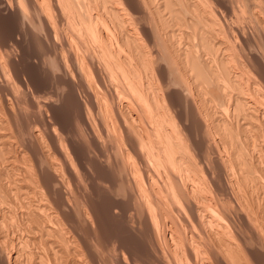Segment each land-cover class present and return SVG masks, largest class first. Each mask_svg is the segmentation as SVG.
I'll return each instance as SVG.
<instances>
[{
    "label": "bare ground",
    "instance_id": "1",
    "mask_svg": "<svg viewBox=\"0 0 264 264\" xmlns=\"http://www.w3.org/2000/svg\"><path fill=\"white\" fill-rule=\"evenodd\" d=\"M116 1L117 2L119 1L121 3L123 1L125 3V7L122 4L123 8L120 9V7H118L116 5L117 4ZM122 1H120V0H100V2H97L96 0H0V5H1L0 6V14H2L3 12L7 13V15L11 14L12 17L15 19V21L16 20L19 21V19H20L22 21V23H24V26H25V24L29 25V27L32 28L31 31H34L35 29H38V30H36L37 33H38V31L41 30L42 33L46 36V41L49 42V44L47 46L51 47V49L50 48L43 49L44 52L41 53L40 58L33 57L34 53L32 55H28L29 52L26 53V51H25V49H26L25 46L26 45H24V42H23L24 39L22 40L20 38V36H22V35H19L20 33L19 34L17 33V35L14 34L15 32L13 33L12 29H14V28L11 29L12 32H8L6 34L0 33V73L2 72L1 74L4 73L6 75V73H5V69H6V71L9 72V75H10V68L7 69L4 65H6V63L7 64L8 63L11 64V68H13V69H12V72H11L12 75H10V76H13V78H14L13 72L15 71L19 82H22V83L26 82V80H27L26 78L28 77V80L29 81L31 80L33 85H35L34 87L37 89V95H38V96L35 95L36 91L34 90L35 91L34 94L31 93L29 96L26 95L25 98L22 96L23 99L20 98L21 95H22L21 92H20L21 95L18 96L17 95L18 91L16 92V91L12 90V88L8 89L9 86H8V84H6L7 80H6V82H4L2 79H5V78H1L2 75H0V187H1V189L3 188L2 191L3 190L5 191V193L3 192V194H5L4 195L5 197L11 192L12 194L11 193L10 194L13 195V196L14 195H16L17 197L18 196H22V197L24 196L25 197L24 199L28 200V201L25 202V204H27V202L29 204V205H25L24 204L25 206H27V208H24V207L23 208L27 209V210L22 211L23 210L22 207H21L22 210L21 211L19 210L20 212H24V214L26 215L27 221H28V222H26L28 224H26V225L24 224L25 228H27V229H25V232H26V230H27V232L25 233L24 230H23L24 233H22L21 236H19L18 243L20 242V244H21V246L19 245L20 247L18 246L19 247L18 248L19 252L22 250L23 253H24L25 249L23 250V246L29 244V247L30 246L31 247L32 246H36V248L38 247V248L44 249L43 253H45V252L47 253V251H45V249H48V248L56 251L55 254H57V253L60 254L61 252L62 253L66 252L65 254H69L67 256L71 255L69 258H71L73 256V259H72L73 261H72L71 264H88V263H90V261L87 262V263H80L82 261V260L80 261L82 256L80 255L81 257H78L79 256L78 254L80 252L78 253L79 249L75 245L80 244V242H81L84 245L83 247L86 250L88 248H89V250H91V251H87V252H90L89 256L91 257V260H92L91 264L92 263L93 264H98L99 263L98 258L100 260V257H98V255L101 256V254L105 255V259L104 260H106V262L109 263V264H128V262H126V258H125V255H124L123 251L125 250L124 247L127 246V244L129 243L128 241L130 239L129 238L127 240L126 236L132 237V236H130V235H132V232H129V230L127 229L128 228L127 226L139 214L142 217V219L144 220V222L143 221L142 222L145 223V224H142V223L141 224L145 225V227L143 226L144 228H146L144 230L148 231V234H149L148 236H149V238H151V240L153 242V247L150 246L149 243H147V245L148 244L149 245L148 246L146 245V246L147 247H152V248L151 249L148 248L150 250L146 249L145 251H143V253L146 254L147 257H151L149 259H152V260L154 259L153 263H154V261H156V262H159L158 264H172V263H174V264H191L195 260H198V258H199L198 256H197L198 258L194 259V261L192 259L195 257V254L199 255L200 254L199 252H201L200 250H199V252H197L198 248H196L198 246V244H200V242L199 241L197 242V240L195 241V242H197L195 244L196 247L195 246L192 247L191 245H193V244L190 245V243H189L190 247L186 246V244H185L186 243L185 242L186 239L184 238L185 237L184 235L188 234L187 232H189L191 230V228H188L189 231H187L185 233L186 227H192V226H189V225L187 226L186 225V223L188 224V222L189 223L199 222V225H201L202 227L210 228L209 231L213 232L214 235H217L220 238L219 241L224 245V247H223L224 249L228 248V250L232 251V253L234 252L233 254L238 255L239 253H237V252H239V250L242 249V246H244V245L242 244V245H240L241 246L240 247L238 244H236V243H238L236 241V239H239V238H237V236L233 237L235 242L232 240L233 238L232 239L230 238V235L228 236V231H227L226 228H228L230 226H227L226 228H223V226H222L223 222H222L221 219H222L223 215H225V217L230 218V219L234 218L233 216L236 213L235 211L239 210V209H243L244 206H242V204L239 203L236 198H230V197L227 198L228 192L230 190L227 192V195L224 194L226 196V199H224V196H223V198L220 197L221 196L220 194L225 193V192H223L221 190V188H218L219 190L218 189L215 190L214 188H216V186H214V188H212L213 190L211 191L210 190L211 186H210L209 190L206 189V183H208V178H209L207 174L210 173V172H212V174H213V171H215V170L210 171L207 174H205L206 172L203 171V169L205 167L202 168V166H201L203 163H201L200 160H199V162L201 163V165L199 163L198 164L194 163V158H196V155H194L195 156L194 157L193 153L196 152V151H194V149H193L194 152L192 151V153H191V149L189 148L188 143L185 144L184 142H186V141H183L184 140L183 137H185L184 136L185 133H184V135H182L183 137L180 136L181 135L180 133H182V131L183 132L186 131V132L190 133L191 132L190 130L192 129L193 124H195V126L197 125L199 127V129H200L198 132L201 131V137L199 138V140H194V138H191L195 142V143H192V144H198V146L200 147V150L198 149L200 152H198L199 154L197 153L198 157H201L202 159H203V157H206L205 150L207 151V149H203L202 148L203 145H205L207 143L206 139L209 138L208 136H206V133L204 132L205 128L207 126V127H209V128H207V130L208 129L209 130H214V128H215L216 131L218 130L212 124H211L212 127L209 126L207 124V122H205L206 119H203V121L202 120L201 121L196 120L198 118V117L196 118V115H198L197 111H201V112L204 111V109H202V107H204V104L206 103L205 94L208 91L207 90L205 92L204 89L207 86H205V85H203L205 87L202 86L203 87V92H205L204 95H203V92L200 91L202 89H200L198 91H197V89L194 90V87L197 84V73H196V75L194 76V78L196 77L195 78L196 81L194 80L196 82V84L194 85L195 82L192 81V82H194L193 83L194 87L192 86L193 87L192 88L190 86L189 87L186 86L187 88L184 87L185 89H182L183 86H182V88H181V86H179V87L177 86V84H180V82H178V78H176L175 76L172 77L174 71H172V69H170L171 65H169V64H171V63L166 65V64H164L162 62L161 64H163V65H161V64H159L160 63L159 62L158 65H156V63H155V66H154V62H156V61L158 62V60L160 58L158 60H156L158 56H156V58L154 56H152L155 53L154 50H156V49H154L153 46L155 44L158 47L159 43H161L164 46V50L161 53L160 51H162V50L159 49L160 51H158V52H160L161 55H163L168 62H170V61H173V63L177 62V60L174 61L175 58H173L174 57L173 55H175V54L174 53L172 54V52H174L176 49L175 50L174 49L171 50V47H172V45L174 43H172V45H170L168 43V41H169L168 39L170 37H166L168 41H165V38L163 37L164 36V32L162 31L163 34H161L162 32L160 31V29H158L159 27H157L158 22L156 20H154V23H153L152 20L154 18L152 16V14H151V17H150V14H149V13H153V12H151V10H152L151 7L152 6L150 4L152 0H122ZM163 1L165 2L164 4L167 5V7L171 6V5L173 6V2H174L173 0H163ZM180 1H182V0H180ZM186 1H188V0H186ZM208 1L209 0H195V2L193 1L194 2L193 6H195L194 7L195 9L198 8V10L201 9V11H203V13H201L200 15L202 16V20L204 22H206V23H204L205 25L207 24V25L211 26L213 29L214 28H218L219 29L217 24L219 23L220 16H219V18L217 17L218 19L215 17V13L216 12H214V9L212 10V6H209L212 2L209 4ZM210 1H212V0H210ZM230 1L232 2L233 0H230ZM246 1H250V2L252 1V4H251L252 6L251 7H253V1L254 0H246ZM234 2H236V1L234 0L233 3ZM183 3L185 4V2H183ZM183 3H181V5L179 3L178 5L182 6ZM255 3L256 2H254V4ZM224 4H225V2H224ZM14 5H16V6H14ZM122 5H119V6L122 7ZM190 5L191 4L188 2V4L186 5L187 7L185 9L183 8L184 5L182 7H180V8H182L181 10L185 11L187 8L188 9L190 8ZM237 6H239V5H237ZM153 7H154V5H153ZM159 7H160V5H159ZM224 7L226 8V6H224ZM227 7H229L228 4H227ZM230 7L232 8V11H230L231 15H232V12H233L234 13V17L236 18V20L234 21V22H236V24L233 22V25L235 24V26H234V28L233 27H231V28H233V30H235V34H233V35H236L237 37H233V38H234V40L236 39V41L238 40L239 42H241V41L244 42L245 41L243 44L242 43H238V44L243 45V48L239 47L241 52H243L242 49L246 48V47H244L246 45H247V48H246L247 50H248V48L251 49L252 40H251V38L247 37L246 34H244L245 33L244 30L247 27L246 23H245L246 19H245L244 13L246 14L247 9L246 8H244V10L242 8L235 9L237 7H234L232 5ZM230 7H229V9H227L228 11L230 10ZM249 7H250V5H249ZM172 8H175V7H172ZM192 9H193V7H192ZM195 9H193L194 12H195ZM160 10L162 11L164 9L162 8ZM173 10H175V9H173ZM227 10H226L227 13L224 12L225 14H228ZM245 10H246V12H245ZM253 10H254V8H252V13H250V12H248V13L254 15L253 17L257 20V23H258V26H259V31L261 33L260 35H262V37H263L262 38L263 39V43L260 42V43H262L260 45L263 46V50L260 53H253V52L250 51L251 53L249 52V55H246L247 58H249L252 61L251 63H253V68H252V66L247 65L245 63H244V66H242V67L246 66L247 69H248V72H250L251 75L254 74V77L255 76L257 77V78L255 77L256 79L253 77L256 80L257 87L255 86L254 92L247 91L249 93L248 97L247 96H243L242 90L243 91L246 90V86L247 85L245 86V83L247 84V81L244 82L245 79L243 78L242 74H236V75L235 74H231V76L235 75V77H231L230 75L229 76H223V78L230 77V79H228V80L229 81L230 80L233 81L234 84H237V86L240 87L239 88L241 90L240 96L242 95L243 97H240L238 95L240 93L239 89H238V92H237L238 94L235 95L234 97H236V96L239 97L237 100H238V102H240V105L237 104L239 106V108H238V106L236 104H235L236 106L232 107L235 110V112H237V110L238 111L240 110V106L241 105H243V107H244V104L246 102L243 103V101L248 100V98L250 96L251 97L249 98V101L250 100L253 101L252 98L256 97V96L264 97V89H263L264 88V17L263 16L258 17L259 16L258 15L257 18H256L257 14ZM156 11H159V10H156ZM184 11H182V12L184 13ZM196 11H197V9H196ZM170 12H172V11H170ZM192 12L193 11H191V13ZM162 13H164V12H162ZM167 13H169V12H167ZM167 13H165L163 15H167ZM193 13H192V15H193ZM199 13L195 12L194 15L195 14L199 15ZM259 13H261V12L259 11ZM263 13L264 12H262V14ZM105 14H109V15L111 14L112 16H114L113 18H117L118 19V25L124 26L126 28V30H124L126 32V34L122 31L123 34H121V37H123L125 35L129 36V40L130 41H128V42L133 43L132 44L133 47H134V45H135V47L136 46H138L139 48L141 47L140 50L142 49L141 50L142 53L144 52V54H143L144 56L142 55L144 57V58L142 57L144 60L141 61L143 63L142 66L141 65L138 66L139 64L136 65L137 64L136 62H135L136 64L133 65L134 64V60H135L134 58H132L133 59V63L131 61L132 59H129L130 61L122 59L121 57L123 55H121V53L119 52L120 50L118 51L120 53V55L115 53L114 43H115V45H118V46H120L122 48L123 47L122 44L124 42L121 43V45L119 44L121 42V38L119 39L120 34L118 36L114 35V38H111L112 40L114 39V41H112L110 39V37H112V35L116 34V33H113L114 32V30H113L111 32L112 33L111 36H109L108 34H110V33L108 31H110L109 30L110 26L109 25H108L109 27L107 26L108 27L107 30H106L107 27L106 28L103 27L107 23L106 20H108L105 17ZM125 14H127V16L129 14L130 17L132 15L133 16L131 18L127 17V19L128 18L129 19L128 20L126 19L127 21L125 22L123 17H122V15L124 16ZM154 15L156 16L155 13H154ZM157 15H158V13H157ZM169 15H171V14L169 13ZM216 15L218 16V13ZM228 15H225V16L222 15V16L224 18V17H227ZM187 16H189V15H187ZM196 16L195 17L192 16V17H194L196 19ZM149 17L152 18V19L150 20ZM177 17H179V16H177ZM105 18H106V20H105ZM169 18H170V16H169ZM200 18L198 20H201ZM230 18L228 17L229 20H230ZM14 19H12V20H14ZM109 19L111 20V18H109ZM166 19H168V18H166ZM180 19H178V20L180 21L179 23L181 24V20ZM192 19L190 21H192ZM250 19L251 18L249 17L248 20H250ZM171 20H172V18H171ZM183 20L184 19H182V21ZM185 20L188 21L187 19H185ZM198 20L195 21V22L198 23L199 22ZM256 20H255V22H256ZM150 21L153 24H151ZM176 21H177V19H176ZM148 22H150L149 24H151V25H149ZM155 22H157V23H155ZM164 22H166V21H164ZM168 22H170V20H168ZM220 22L222 23L223 21H220ZM174 23H175V20H174ZM186 23H188V22H186ZM200 23L202 24V22H200ZM251 23H252V20H251ZM20 24L21 23L18 22V25H20ZM193 24L194 23H192L191 25L194 26ZM222 24H225V23H222ZM16 25H17V23H16ZM118 25L117 26L115 25V27L119 28ZM127 25H128V27H127ZM163 25H165V24H163ZM175 25H176V23H175ZM205 25H203V26H205ZM218 25L220 26L221 24L219 23ZM159 26H161V24H159ZM178 26H179V24H178ZM183 26H187V25H183ZM18 27H20V26H18ZM59 27H61V28L62 27H66V29L68 31L67 35L70 36V40L69 39H64V40H68L69 42L66 41L68 43V45L72 46L74 48V49H72V48L69 47L72 51H69L66 54L65 53L61 54L62 52H64V51L61 50L62 52L59 53L60 56L58 55V52H59L58 48H62L63 46L61 45L62 46L61 47L59 45L61 43H58V45L60 47L57 48V46H56L57 41H59L56 38V36L59 35V33H57V32H59ZM166 27H167V25H166ZM177 27H176V29H177ZM21 28H22V26H21ZM33 28H35V29L33 30ZM185 28H183V30ZM194 28H195V26H194ZM194 28L192 27V29H194ZM204 28L206 29V26ZM226 28L228 29V26ZM0 29H2V28H0ZM20 29H18L17 32H19ZM23 29L26 30L25 28H23ZM102 29H103V31H102ZM172 29L173 28H171L170 30H172ZM174 29H173V31H174ZM208 29H209V27H207V30ZM247 29H248V27H247ZM117 30H119V29H117ZM162 30H164V29H162ZM194 30L196 31L195 33H197V30L196 29H194ZM14 31H15V29H14ZM31 31L29 33H31ZM36 31L34 33H36ZM225 31H224L225 34L224 33H222V34L226 35L231 30L230 31L227 30L228 31L227 33ZM62 32L63 31H61L60 33L62 35H64ZM120 32H121V29H120ZM192 32H194V31H192ZM213 32H216V30H214ZM218 32H220V31H218ZM221 32H222V29H221ZM56 33H57V35L55 36L54 34H56ZM65 33H66V30H65ZM142 33H143V35L145 34L143 36V38L145 39V37H146V39H145V40H147L146 43H148V40L150 41L148 43L149 44L148 45L149 48H150V45L153 43V46H152L153 49L151 48V50L154 51V53L150 49L147 50V48L146 49H144L145 47L143 48V46L145 44H142V41H141L142 37H141L140 34H142ZM166 33L167 32H165V36L166 35L169 36L173 32L172 33L170 32L171 34L169 33V35H168V33L167 34ZM180 33L181 32L179 31V35H181ZM207 33H209V32H207ZM210 33L212 34V32H210ZM256 33H258V35H259L258 31ZM21 34H23L22 31H21ZM39 34H40V32H39ZM213 34H215V33H213ZM218 34L216 35L217 38H218V36L220 37V33H218ZM229 34L231 35V32ZM229 34H228V36L230 38H232L231 37L232 35L230 36ZM32 35H34V34H32ZM44 35H42V36H44ZM185 35H183V37H185ZM254 35H257V34H254ZM42 36H39V38L42 37ZM115 36H116V39H115ZM177 36H178V34L175 37H177ZM196 36L197 35L195 34V38H196ZM206 36H208V34H206ZM212 36L213 35H211V37ZM24 37H26V36H24ZM171 37H173V36H171ZM183 37L180 38V39L186 40ZM191 37H192V35H191ZM209 37H207L206 39L203 38V40L204 39L207 40ZM211 37H210V39H211ZM59 38H60V36H59ZM62 38H64V37L62 36ZM186 38H188V37H186ZM192 38H194V37H192ZM192 38H188V39H192ZM197 38L199 39V37H197ZM215 38L216 37H214L213 39L215 40ZM226 38L229 41L232 40V39H230L228 37H226ZM26 39H27V37H26ZM42 39L45 40V38H43V37H42ZM175 39H173V40H175ZM223 39H225V37ZM27 40L29 41L30 39H27ZM37 40H40V39H37ZM44 40L41 41V42H45ZM60 40H61V38H60ZM127 40H126V42H127ZM171 40L169 42H171ZM203 40H198V41H200L199 43H201V41H203ZM228 40H226V42ZM256 40H258V38H256ZM189 41L190 40H188V43H189ZM211 41H212V45H213V40H211ZM229 41H228V45L229 46L233 45V44L230 45ZM66 42H64V43L67 45ZM166 42H167L168 45H166ZM204 42H206V41H204ZM209 42H210V40L207 41V44ZM191 43H193V42L191 41ZM199 43H197V44H199ZM216 43H217V41H216ZM62 44H63V42H62ZM177 44L179 45V43H177ZM197 44L195 45L196 47H197ZM244 44H246V45H244ZM16 45H19L21 47V50H22L19 55L17 54L18 56L14 55L15 54L14 52H16L17 49H19V46L16 49V47H15ZM42 45H43V43H42ZM44 45H46V44H44ZM178 45L176 47L179 50ZM181 45L182 44H180V47H182V46L185 47L186 43H185V45H182V46ZM221 45H222V43H221ZM127 46H129L128 43H127ZM169 46H171V47H169ZM191 46H193V45H191ZM195 46H193V47H195ZM201 46H200V48H201ZM124 47L122 49H124ZM133 47H132V49H133ZM193 47H192V49H190L191 53H194L195 50L198 52L197 49H199V48L197 47L196 49L193 50ZM204 47H202L203 49L202 50L200 49L199 51L203 52ZM13 48L15 49V51H13ZM115 48L117 49L119 47H115ZM121 48H119V49H121ZM206 48H209V47H205V49ZM212 48H213V51H216V53L218 52L217 50H220L219 47H218L217 50H216V48L214 46L213 47L211 46V50H212ZM223 48H224V46H223ZM233 48L236 49V47H233ZM96 49L99 52L98 54H100V56H98V59H97L96 56H94L95 55L94 54V50H96ZM134 49L136 50V48H134ZM228 49L231 50L232 48H228ZM261 49H259V50H261ZM182 50H184V49H182ZM192 50L194 52H192ZM221 50H222V48H221ZM40 51H39V53H40ZM132 51H131V53L133 54ZM225 51H224L225 54L223 53V55L226 56L227 51L226 52ZM234 51L236 52L237 49L234 50ZM49 52H53V53L49 54ZM134 52L136 53L137 51H134ZM140 52H138V53H140ZM158 52H156V55H157ZM188 52H190V51H188ZM228 52H229V50H228ZM235 52H234V55H233V53L232 54L230 53L231 56L232 55L235 56V54L239 55V53H238L239 50L236 53ZM17 53H18V51H17ZM95 53H96V51H95ZM135 53H134V55H138V53H136V54ZM178 53L179 52H177V54ZM199 53H198V55H199ZM209 53H212V52H209ZM218 53L219 54H218L217 57H221L219 55H221L220 53H222V52H218ZM128 54H129V50H128ZM177 54H176V56H177ZM45 55L46 56L49 55V57L47 56V58L50 59V62H46L47 60L45 59V57H46ZM187 55H188V58H189V53ZM193 55H195V53ZM198 55L196 54L195 56L190 57V58H192V59L194 58V61L192 60L193 61L192 65H194V67L197 69V71L198 70L202 71L204 68L203 69H200V68L202 66H204V65H202L201 62L198 60L199 59ZM243 55L245 56V54H243ZM243 55H242V57H243ZM140 56H141V53H140ZM208 56H209V54H208ZM240 56H241V54H240ZM240 56H238V57H240ZM131 57H133V56H131ZM180 57H178L179 60H180ZM217 57H215L216 61H217ZM228 57H229V53H228ZM242 57H241V59H242ZM184 58H185V56H184ZM215 58H214V60H215ZM223 58L224 57H221L220 61H221V59L223 60ZM232 58H235V57H232ZM237 58H235V60L232 59V61H234V63H231V65L235 64L237 62V60H236ZM200 59H202V58H200ZM231 59L229 57V60H231ZM21 60H23V65L27 64V70L25 69L26 67L19 68L21 65L17 68L16 63L17 62H21ZM210 60H211V58H209V61ZM218 60H219V58H218ZM247 60L248 59L245 58V61H247ZM4 61H5V63H4ZM24 61H26V62H24ZM162 61H163V59H162ZM137 62H139V61H137ZM185 62H187V61H185ZM189 62H190V60H189ZM189 62H188V64H189ZM47 63H50V66L47 65ZM173 63H172V65H174ZM178 63H180V62H178ZM181 63L183 65L184 62H181ZM203 63H205V62H203ZM207 63H208V61H207ZM228 63H227V65L226 64L224 65L222 63L223 64L222 66L223 67L228 66L230 64V63L229 64ZM240 63H241V60H240ZM21 64H22V62H21ZM175 64H177V63H175ZM188 64H186V65H188ZM210 64H212V62ZM216 64H217V62H216ZM180 65H178L179 68L181 67ZM189 65H190V67H192L191 64H189ZM212 65H211V67H212ZM24 66H26V65H24ZM174 66L176 67V65H174ZM185 66H184V68H188V69L190 68L188 66H186V67ZM214 66H215V64H214ZM222 66H221V69L223 68ZM230 66H228V67H230ZM240 66H241V64H240ZM217 67L220 68L219 65ZM233 67H234V65H233ZM237 67L239 68L238 65H237ZM172 68H173V66H172ZM22 69H25L26 72H24L25 71L24 70V71H22L23 72L22 73L20 71ZM215 69H218V68L215 67L213 69L215 72H217ZM247 69H245V71ZM251 69H254V70H251ZM255 69H257V70H255ZM178 70L181 71L182 69H178V67H177L176 71H178ZM189 70H192V72H193V69H189ZM209 70H211V69H209ZM223 70H224V68H223ZM58 71H60L59 73L61 75L64 73V77H63L64 79L63 80L66 79L65 89H67L65 91H67L68 94L71 97V98H69V97L68 98L72 100V101L70 100L69 102L66 100V102L67 103L72 102V105H73V102L77 103V105L74 103L75 107L76 106L77 107H76V113L73 115V117H74V121H75V125H76V126L74 125V129L76 127H78L77 129L79 130V131H77L75 129L78 132V135L74 134V132H72V134L70 135V132L72 131V130L70 132L68 131L69 128H70V125H69V128L66 127V128H68V130H66V128H64L65 126H63V121L61 120V118L58 116V114L55 111V108L60 106L59 105L60 103L58 104V102H59V100L57 98L58 96L56 97L55 94H53L51 96V93H52L51 90H50L51 86L49 87L48 82H46L47 80H49V78L46 81H43L45 77H49V76H51V77L54 76L53 80L55 81L56 79H54V78H55V76H57V72ZM224 71H223L224 73H227L228 69L225 68ZM188 72H190V71H188ZM195 72H196V70H195ZM215 72H213V73H215ZM236 72H237V70H236ZM20 73L24 74V75H21ZM182 73L180 74V76L184 75V73L183 74ZM193 73H190V76H193L195 74V73L194 74ZM202 73H204V72H202ZM206 73H209V71L208 72L206 71ZM220 73H221V71H220ZM228 73H229V71H228ZM230 73H232V71ZM239 73H241V72H239ZM242 73L244 74L245 72L243 71ZM248 74L249 73H247V74L245 73L244 75H247V77H248ZM92 75L97 78L96 81H94V78H92ZM208 75H210V74H208ZM212 75H213V79L216 76H218L216 78L219 79L220 75H216V76L214 74H212ZM222 75H224V74H221L220 79H221ZM226 75H228V74H226ZM22 76L23 77L25 76L26 80L24 78H22ZM185 76L186 75H184V78H185ZM200 76H198V77H200ZM249 77H250L249 81H251L252 80V78H251L252 76L249 75ZM187 78L189 79V76ZM187 78H186V80H187ZM200 79L201 78H199L198 82L202 81ZM12 80L14 82L16 81L15 79H12ZM208 80H210V79H208ZM205 81L204 82L202 81V82L205 83ZM249 81H248V83L250 84ZM58 82H59V78H58ZM60 82H62L64 84L65 81L63 82V81L60 80ZM182 82H184V80ZM208 82H210V81H208ZM217 82H218V80H217ZM219 82H222V81H219ZM17 83H15V84L17 85ZM51 83H52V80H51ZM211 83H212V81H211ZM223 83H225L224 85L226 86L229 82L227 83L226 80L223 79ZM23 84L19 83V85H21V87L23 86ZM185 84H184V86H185ZM207 84H209V83H207ZM212 84H214V83H212ZM16 85L14 87L15 89L18 88V87H16ZM77 85L82 88V90L84 91L83 93H86V95H88V96H86V97H88V99H86L87 100L86 103H84L85 101L83 102V100H80L77 97V95L74 94L75 93L74 90L77 89V87H78ZM219 85H221V84L219 83ZM224 85L221 86L222 89H223ZM60 86H61V83H60V85H58V87H60ZM23 87L26 88V85L23 86ZM210 87H211V84H210ZM250 87L247 86V89L250 88ZM30 88L32 89L31 85H30ZM213 88L214 87H212V89ZM226 88L229 90V92L231 91L229 89V86L226 87ZM27 89L26 90L21 89V90L26 92ZM55 89H59V88H55ZM79 89H78V91H79ZM198 89H199V87H198ZM208 89H210V88H208ZM219 89L222 90L221 88H219ZM224 89H225V87H224ZM252 89H254V88H252ZM17 90H19V89H17ZM52 90H54V89H52ZM82 90L80 92H82ZM23 91H22V93H23ZM214 91H216V90L214 89L213 91H209V92L212 93ZM222 91H224V90H222ZM222 91H221V93L226 95V92H225L226 89L224 91L225 93L222 92ZM236 91L237 90L235 89V92ZM250 92H252V93H250ZM56 93H57V91H56ZM60 93L57 94V95L60 96ZM216 94L218 95V93H216ZM232 94H233V89H232ZM23 95H24V93H23ZM212 95H214L213 98H215V93L212 94ZM225 95H224V97H222L220 95L223 98V100H224V102L223 101L222 102L226 103V104H229V102L227 103L228 100L225 102V99H226ZM53 96H55V97H53ZM210 96H211V94H210ZM229 96H230L229 98L232 97L231 94ZM40 97H41V99H42V97H44V99L41 100ZM51 97L57 98V100L53 99V98L51 99ZM65 97H66V99H68L67 96H65ZM261 97H259V98L261 99ZM217 98L219 99V97H217ZM227 98H228V96H227ZM257 98H253V99H255V102H256L255 104H257V102H260V101H256ZM219 100H218V102H219ZM237 100H235V101L237 102ZM81 101L84 104H82ZM183 101L185 102L186 107L189 108V110L186 108L188 110V112L186 111V116L185 117H184V113H183V104H184ZM208 101H209V99H208ZM231 102H234V100L231 101V99H230V105L229 106H231ZM57 104L59 106H57ZM219 104H220V102H219ZM263 104H264V101H262V105L261 106H264ZM212 105H214V104H212ZM23 106L24 107H28L27 111H26V109L24 110ZM245 106H246V104H245ZM206 107L207 106H205V108ZM246 107H247L246 109H244V108L242 109V107H241V110L239 111V113H241V115L243 114V117H244L243 118V123L240 121L242 124L241 123L237 124L239 126L241 125L240 127L242 128V130H240V131L241 132L245 131V133H247V131H250L251 128H252V130H253V128H256V129H258L260 131H263L264 130L263 129L264 128V123L256 121V119L259 120L260 117L261 118L263 117V119H264V109L263 108L261 109L260 107H257V106H255L253 104H250L249 107L247 105ZM211 109L212 108H210V110ZM222 109H220V110H222ZM207 112H209V111H207ZM72 113H74V112H72ZM216 113H218V112H216ZM200 114H202V113H200ZM222 114L224 115L225 112L223 111ZM233 114H234V112H233ZM204 115L207 116V114H204ZM223 115L221 116L222 118L216 119V121H214V122H217L219 124L224 123V125L229 124V123H226V120L224 121ZM189 116L191 117V122L190 123H188L190 121L189 120ZM22 117H24L25 120L22 119ZM30 119L34 122L35 126L30 125L31 124V122L29 121ZM213 120L214 119H212V121ZM23 121H25V122H23ZM262 121H264V120H262ZM70 123H72V121ZM56 124H58V125L60 124L61 125L60 131L57 130ZM71 125H73V124H71ZM215 125H216V123H215ZM229 125H231V124H229ZM218 127L220 128V127H222V125L221 126L220 125L217 126V128ZM240 127H239V129H241ZM225 128H226V126L223 129H225ZM228 128L230 129V126ZM233 128L235 129V127H233ZM233 128L230 129V130H233ZM70 129H73V126ZM229 129H228V131H229ZM18 130L20 131V134H21V131H23L24 133L26 132L27 134H30L28 136H31V134H32V137L34 136V138L36 139L35 142L36 141L37 142H41L42 139L44 138V136L45 137L47 136V138L49 140V142L47 141V144L50 143V145L52 147V150L55 149L54 150L55 153H58V155H60L61 161L57 162L58 159L56 161H54L53 159L56 158V157H54L53 159H50L49 157L45 156L46 158H49L52 161L50 163H53V161L56 163V164L53 163L55 165L52 164V166H49V165L46 166V164L44 165V163L40 162V160H39L40 156H38L39 155L38 152H37L38 153L37 154L38 157L36 156V154H35V157L33 156L34 154L32 155L35 158V160L32 159V158L30 160H29V158H26V157H29L28 154H27L28 151H26V150H29V149L25 150L24 147H26V145L29 146V148L31 146H33V149H34V145L35 144L34 145L32 144L30 146V144L29 145L27 144L29 142H27V143H25L26 145L24 144V147L20 146L21 148L23 147L22 149L19 148L20 150H17L16 149L17 145L15 146L16 141L18 143H19V141H22L21 144L24 143V141H23L24 139L23 140H22V138L20 140L16 139V138H20V137H17V135L19 134V132L17 133ZM235 131H234V134H236ZM254 131L257 134H260V131H258L259 133L256 130H254ZM212 132H214V131H212ZM236 132H238V131H236ZM253 132H252V134H253ZM255 132H254V134H255ZM227 133L228 132H226V131H225V133L223 132L224 135L227 134ZM231 133H233V132L231 131ZM20 134H19V136H20ZM216 134L217 135L219 134L218 136L221 135L218 132V133H215V137H216ZM242 134H243V132H242ZM252 134L250 136V139H252L251 142H253V141L255 142L257 135L254 136V134L253 135ZM209 135L211 137V134H209ZM28 136L25 137V138L28 139ZM87 136H89L91 141L89 140V138ZM190 136H192V135L190 134ZM212 136H213V133H212ZM246 136L248 137V135H246ZM221 137H222V135H221ZM229 137L230 138H228V140L230 141V139H232L231 134L229 135ZM242 137H243V135H242ZM247 137L245 138V140L248 139ZM259 137L261 138V136H259ZM185 138L187 139V134H186ZM212 138H210V140ZM223 138L225 139V136ZM14 139H16V141ZM26 139H25V141H27ZM224 139H222V140H224ZM63 140H66V142L68 141L69 148H70V145H71V148H73L74 154H75L74 156H76V159H75L76 161L73 159L74 157L73 158L71 157L72 159L68 158L69 155H67L68 153L66 152L68 144L66 143L67 144L66 145L64 143L65 144L64 145L63 144ZM88 140L90 141V143H89ZM210 140H209V142H210ZM225 140H227V139H225ZM228 140H227V142H228ZM187 141L189 142V140H187ZM190 141L193 142L192 140H190ZM220 141H221V139L219 140V142ZM232 141L233 140H231L228 143H232ZM242 141L245 143L244 139H242ZM43 142L44 141L41 142L42 145L40 143L41 146L39 145L40 149L43 148V144H44ZM211 142H210V146H211ZM222 142L225 145V142L224 141H222ZM222 142L220 144H222ZM227 142H226V144H227ZM249 142L250 141H248V144H245L246 147L249 146ZM30 143H31V139H30ZM76 143H78V145L79 144L83 145V146L86 145L87 153L89 154V152H90L89 150H91V153L96 151L97 152L96 155H94L95 153L94 154L92 153L93 156L91 157V156H88V155L85 156V154H82V155L79 154V152L81 150L79 152L76 150V147H78V146H75ZM217 143H218V141L216 140V144ZM90 144L93 145L92 147H94L95 150H92L93 148L90 147ZM120 144H122V147H125L124 148L125 152L122 151V150L121 151L119 150V152H122L121 153L122 156H125L126 158L125 159L122 158L123 161H121L119 159L118 163H119V161L123 162V163H121L122 165L121 164L117 165V164H114L117 158L114 157L115 161L112 160L114 158L111 157L113 155L111 153H112V151H114L115 147L118 148V145H120ZM233 144L234 143H232V145ZM18 145H20V143ZM63 145L66 146L65 150L63 148ZM237 145H235L234 147L232 146V148H235ZM192 146H194V145H192ZM218 146H219V144H218ZM226 146L227 145L222 146V147L226 148ZM190 147H191V144H190ZM208 147H209V145L207 146V148ZM31 148H30V150H31ZM45 148H47V147H45V145H44V148H43L42 152H44ZM218 148H221V147H216V150ZM33 149H32V151H33L32 153L35 152ZM244 149L246 150V152L248 151L247 148H244ZM251 149H253V148L251 147ZM251 149H249L248 154H251V153H249ZM30 150H29V155L31 154ZM195 150H196V148H195ZM211 150L214 151L213 149H211ZM243 150H241V151H243ZM255 150H257V149H255ZM13 151H15L14 155H12ZM46 151H48V149ZM84 151L85 150H83L82 153ZM235 151H234V154L235 153L238 154L237 153L238 151H236V152ZM239 151H240V149H239ZM258 151H259V148H258ZM49 152L51 153V150ZM223 152L221 151V154ZM243 152H245V151H243ZM246 152L244 154H246ZM261 152H263V151H261ZM71 153H73V151H71ZM114 153H115V151H114ZM69 154H70V152H69ZM244 154L242 153V155H244ZM45 155H47V154H45ZM48 155H49V153H48ZM231 155L233 156V152H232ZM231 155H229V156L231 157ZM43 156L44 155H42V157ZM119 156L120 155H118V157ZM221 156H223V155H220V158H221ZM234 156L231 158V160H235ZM50 157L52 158L53 156H50ZM198 157H197V159H199ZM212 157H214V156H212ZM236 157L238 158L239 154H238V156H235V158ZM197 159H195V161ZM241 159H243V156H242ZM216 160L218 161V159H216ZM221 160L218 161V168H219L220 164L224 161V160H222V161ZM226 160L229 161L228 159H226ZM226 160L224 161L225 162V166L221 167L222 164L220 166L222 168V169L221 168L220 169L223 172H224V169H226L228 167V166L226 167V165H227V163H226L227 161ZM249 160H247V162ZM257 160H259V159H257ZM257 160H254L255 162L254 161L253 162L256 163ZM261 160H262V158L259 161H261ZM20 161H21V163H20ZM113 161H114V163H112ZM202 161L204 162V160H202ZM244 161L245 160L242 161L243 162L242 164L245 163ZM197 162H198V160H197ZM231 162L232 161H230V163ZM215 163L216 162H212V164L214 166L216 165ZM237 163H238V161H237ZM240 163H238V164L242 167V165ZM259 163H261V162H259ZM262 163H263L262 165L264 167V162L262 161ZM94 164L100 169V173L98 172L99 174H96V173L94 174L93 173L92 170H96V169H92V165L94 166ZM257 164H254V165L256 166ZM247 165L251 166L249 164H247ZM259 165H257L258 167L256 166V168H259L261 166V165L260 166ZM147 166H148V168H147ZM195 166H196V169H198V168L201 169L202 172H204V175L194 174L193 171H194ZM207 167L209 168V166H207ZM207 167H206V169H207ZM216 167L217 166H215V168ZM224 167H226V168H224ZM245 167H246V165H245ZM163 168H165V169H163ZM212 168H214V167H212ZM261 168L262 167H260L259 169L261 170ZM161 169L164 170V175L162 173H160L162 171ZM206 169H204V170H206ZM229 170H230V167H229ZM245 170H247V168H245ZM250 170L252 172V169H250ZM256 170L257 169H255V172H256ZM233 171H235V170H233ZM223 172H221V173L219 172L220 173L219 176H220L221 179H226V175ZM261 172H263V169H262ZM261 172H260V174H262ZM219 173L218 172H216V174L214 173L215 176L213 175V177L214 178L217 177ZM235 173H236V171H235ZM253 173H254V171H253ZM199 174H202V173H199ZM236 174H234V175H236ZM248 174L249 173H247V175ZM255 174H257V173H255ZM242 176L244 177V173H243ZM240 177H241V174H240ZM243 177H241V178L243 179ZM39 178L42 179L41 180L42 182L40 181L42 184H40L38 182L41 185V188L39 186H37V184H36V187H35V183H33L34 186H32L31 185L32 181L30 179H32V180L36 179L37 180ZM27 179L30 180L31 182H29ZM219 179L217 177V180H219ZM253 179H254V177H253ZM36 180L34 182H36ZM235 180H236V178H235ZM210 181H211V183L212 182L213 183L216 182V181H213V179H211V178H210L209 182ZM217 182H219V181H217ZM220 183H221V181H220ZM224 183H226V180H225ZM259 184H260V187H261L262 182L259 183ZM208 185H210V183ZM258 186L259 185H257V187ZM37 187H39L40 190H38ZM212 187H213V185H212ZM219 187H221V186H219ZM233 187H234V185H233ZM261 188H264V186L261 187ZM261 188H260V190H261ZM70 189L73 190L74 193H76L77 195L79 194V196L81 195V197H82L81 201H80V205H78V214L77 215L74 212L75 207H73V205L76 203V200L74 201L75 203L72 202V200L77 198V197H73L72 200H70L71 197H69V199L67 197V196H70V195L72 196V193L69 194V192L71 191ZM234 189H235V187H234ZM204 190H207L208 191L207 193H209L210 196H209V194L205 195L206 193L204 192ZM101 192L103 194L102 196H104L103 198L105 200V204H107V208L110 209L108 207V203L107 202H109V204L111 203V205H114V207H116V209H115V210H117L116 214H113L111 212V214H113L114 216L110 215V213L109 214H104V215H102V214L99 215L98 214L99 212L98 213L96 212V210L98 211V209H100V208L103 209L104 208V207L103 208L102 207H98V205H99L98 204V200L100 201V198H95L94 197V196L99 195V193H101ZM221 192H223V193H221ZM234 192L235 191H233V195H234ZM230 193L232 194V190H231ZM230 193H229V195H230ZM235 193L238 194L237 192H235ZM67 194H69V195H67ZM184 194L188 198L186 201L183 200L184 201L183 204H185V205L182 204V202H183L182 201V199H183L182 195H184ZM56 195H58L59 197L56 198ZM235 195H234V197H235ZM16 196H15V198H16ZM99 196L101 197V195H99ZM236 197L239 199V196L236 195ZM258 197H259V195H258ZM262 197H264V196H262ZM8 198L4 199V200L7 201ZM10 198H14V197L10 196ZM240 198H241V195H240ZM24 199H22V201ZM243 199H245V198L243 197L241 202L243 204L244 203L246 204L247 202H243V201H246V199L245 200H243ZM252 199H254V198H252ZM256 199H255V202H256L257 208H259V210H260V207H262V206H259V205H261L260 201L258 203L256 201ZM12 200L13 199H10L11 203L7 202V203H10L9 204L10 205L9 208H7V207L4 208L2 206L3 204L1 205L3 208L0 209V226H2L4 223H6V224L8 223L7 225H10L9 222H8L9 220L11 222L12 220H14L12 218H18V217H16L19 214V212L17 211L18 209L15 210L16 208H14V207H17L16 204H18V206H20V205H19L18 202H16V204L15 203L12 204V202H13ZM104 200L102 201V203L104 202ZM259 200H260V198H259ZM1 201H3V199ZM247 201L251 202V200H247ZM14 202H15V199H14ZM250 202L247 203L248 207L245 206L246 209L250 208V206H254V205H249V204H253V201L251 203ZM5 203L6 202H4V204ZM72 203H73V205H72ZM102 203H101V205H102ZM261 203H262V201H261ZM11 204L13 206L15 204V206L11 207ZM5 205L8 206L7 204H5ZM233 209L235 211H233ZM251 209L249 211H251ZM253 209H254V207H253ZM263 209H261V210H263ZM111 210H113V209H111ZM177 210L180 212L181 218H178L176 216L175 217L178 218L180 221L178 219L174 218V215H177V213L174 214ZM261 210H260V212H261ZM162 211H166V212L162 213ZM231 211H233V212H231ZM243 211H244V215H245L243 218L246 217L248 219L249 211L247 210L248 214H247V211L245 212V209H243ZM252 211H253V215H254L255 214L254 213L255 210H252ZM256 211H257V209H256ZM181 212L183 213V215H182ZM101 213H102V211H101ZM238 213L239 212H237L236 214H238ZM263 213L262 214L260 213V214L263 215ZM250 214H252V212ZM257 214H258V211H257ZM235 216L238 217V215H235ZM256 216H260V215L258 214ZM77 217L80 220L86 222V227L85 228H82L81 227L82 225L80 226L78 224L80 221L78 222ZM254 217H252V218H254ZM9 218H11L12 220L9 219ZM164 218H166V219L169 218L170 221L168 223L167 222L164 223L166 221V219H164ZM255 218H257V217H255ZM19 219L20 218H18V220ZM22 219H20V220H22ZM24 219H25V217H24ZM162 219H164L165 221L161 222ZM261 219H262V217H261ZM136 220H137V218H136ZM250 220L253 221L254 219L253 220L250 219ZM251 221L249 222V219H248L249 228H247V229H251L250 228L251 227V224H250ZM13 222L11 223L12 226L14 225ZM21 222H24V221H21ZM220 222H222V224ZM226 222H224V224ZM243 222H244V220H243ZM30 223L32 225H30V227H29ZM246 223H247V221L244 223V225H246ZM226 224H225V226H226ZM19 225L22 226L23 224L22 225L18 224V226ZM27 225H28V227H27ZM240 225H241V223H240ZM248 226H246V227H248ZM254 226L256 227V224H254L253 227ZM194 227H195V225H194ZM214 227H217L218 231H215L216 229L214 230ZM0 228L2 229L3 226L0 227ZM8 228H15V227L9 226ZM18 228H20V227H18ZM18 228L16 230H19ZM196 228L198 229L197 226H196ZM259 228H262V226L259 227ZM259 228L256 227V229H259ZM1 229H0V231H1ZM16 230L14 229V231H16ZM192 230H193V227H192ZM194 230H195V228H194ZM241 230H242V228H241ZM9 231H13V230L9 229ZM122 231H125L124 233H126V234L123 235ZM127 231L129 233H127ZM135 231H136V229H135ZM199 231H200V229H199ZM204 231H206V230L204 229ZM229 231H230V229H229ZM254 231L251 230L252 233ZM137 232L139 233V231H137ZM142 232L140 233V237L142 236L141 235ZM256 232H258V230H256ZM9 233H11V232H9ZM16 233H17V235L19 234L18 232H16ZM146 233H143V234H146ZM199 233L197 235L200 237L202 234L199 235ZM192 234L196 235V232L194 233V231H192ZM253 234H251V236ZM3 235H5V238L2 237L3 238L2 240L5 239L4 241L6 243L7 242L6 241L7 240L6 239V237H7L6 235L7 234L5 233ZM257 235L259 236V234H257ZM188 236L191 237V235H188ZM188 236H187V238H188ZM204 236H206V235H204ZM208 236H210V234H208ZM258 236H257V238H258ZM262 236L264 238V235H262ZM262 236H261V238H262ZM9 237H10V235H9ZM9 237H7V238H9ZM212 237H214L213 239H215V241H216L217 237L216 238H215V236H212ZM12 238H13V236H12ZM12 238H10V239H12ZM146 238H147V236H146ZM181 238L185 239L184 240V242H185L184 244L185 245L183 243H181V242H183V239H181ZM196 238H197V236H196ZM10 239H8V240H10ZM13 239L15 240V238H13ZM143 239H144V236H143ZM191 239H193V238H191ZM202 239H203L202 241L205 242L206 237H205V239H204V237ZM241 239H243V238H241ZM126 240H127V243H125ZM132 240H134V239H132ZM199 240L201 241L200 238H199ZM208 240L207 241L210 242V244H211V240L209 238H208ZM238 241H240V240H238ZM149 242L151 243V241H149ZM220 242L218 244H220ZM2 243H0V244H2ZM13 243L15 244V242H13ZM13 243H12V245H13ZM71 243L74 246H71ZM131 243H129V244H131ZM206 243L202 244L203 247L207 246V248H212L211 246L210 247L208 246V243L206 245ZM243 243H245V242H243ZM2 245H5V244H2ZM2 245H1V247L3 249ZM9 245L12 248L11 244H9ZM93 245H94V250L92 248ZM215 245H217V243H215ZM65 246H67V247L65 248ZM78 246H80V245H78ZM128 246L126 247L127 248L126 252L129 253V254H133L134 250L131 249L133 247L130 248V246H132V245H130L129 247ZM138 246H139V244H138ZM201 246H199V247H201ZM219 246H221V244L218 245V247ZM225 246H226V248H225ZM238 246L240 247V249H239ZM31 247H30V249H31ZM24 248H27V247L24 246ZM223 248L220 247L221 250ZM30 249H29V251H31ZM85 249L82 248V250H85ZM141 249L142 248L140 247L139 250H141ZM214 249H215V246H214ZM243 249H245V248L243 247ZM4 250H6V249H3V251ZM52 250H51L50 253H52ZM82 250H81V252H82ZM205 250L208 251V249H206V248H205ZM219 250H218V252L220 253ZM245 250H248L247 247H246ZM3 251H1V252H3ZM7 251H8V249H7ZM26 251H28V250H25V252ZM33 251L31 253H33ZM105 251H106V254L104 253ZM141 251H139V253ZM210 251H208V252H210ZM19 252L15 253V254H12V256L8 255L7 257L4 256V255H0L1 264H12L11 263V258L12 257L16 260V263H18V264H25V263L28 264V261L30 259H33L34 263L37 262L36 261L37 257L35 256V254L34 255L32 254L33 256L36 257L35 259L32 256H31L32 257L31 258L29 255H27V256H29V259L27 258L28 261L23 260L24 257L21 260L19 256L22 257L25 254L22 253V255H20L21 252L20 253ZM135 252H136V250H135ZM222 252L225 253V251H223V250H222ZM222 252H221V254H222ZM226 252L228 253L227 250H226ZM31 253H30V255H31ZM34 253H36V252H34ZM46 253H45V256H46ZM83 253H85V252H83ZM139 253H137V255ZM214 253H216L215 250H214L213 253H210V254L212 255ZM224 253L222 255L226 254V253L225 254ZM232 253L230 254V257L232 255ZM52 254H54V253H52ZM55 254H54V256L52 255L53 256L52 258H57V257H59L61 255V254L60 255L58 254L59 256L57 255V257H55L56 256ZM135 254H133V257L131 256L133 259L137 257V255L134 257ZM262 254L264 255V253H262ZM49 255H48V257H50V259H51V256H49ZM141 255H143V254H141ZM206 255H207V253H206ZM206 255H205V257H206ZM227 255L229 256V253ZM227 255H226V257H228ZM248 255H250V254H248ZM234 256L232 255V257H234ZM43 257H44V255H43ZM64 257H66V256H64ZM90 257H89V259H90ZM126 257H128V256H126ZM138 257H139V255H138ZM143 257L141 256L140 258H143ZM238 257L239 256H236L235 258H238ZM248 257H250L252 259V256H248ZM254 257H253V259H254ZM59 258L57 260H59ZM140 258H138L136 260H139ZM201 258H203V257H201ZM220 258H221V256H220ZM231 258L229 260H231ZM240 258L242 259L243 255H242V257L240 256ZM44 259H46V258H44ZM64 259H66V263H67L68 259L67 258H64ZM144 259H146V257H144ZM224 259H226L225 256L223 258V261H224ZM227 259H226V261H227ZM33 260H30V261L33 262ZM55 260H51V262L52 261L54 262ZM61 260H62V258H61ZM219 260H217L216 262H218ZM238 260H240V259H238ZM30 261H29V263H30ZM47 261H49V259L48 260L46 259L45 263ZM56 261H55V263H56ZM60 261H59V263L57 261V263L60 264ZM127 261H128V259H127ZM132 261H130V262H132ZM143 261H145V260H143ZM223 261L221 260V262H223ZM233 261H234V259L232 261H230V262L233 263ZM255 261L256 260L254 259L253 262L255 263ZM38 262H39V260H38ZM49 262L47 264H50ZM61 262H63L65 264V262L63 260ZM100 262H103V259ZM130 262H129V264H130ZM147 262H149V261H147ZM147 262L146 263L142 262V263L147 264ZM200 262H203V260L200 261ZM221 262H220V264H221ZM243 262H245V260ZM105 263H103V264H105ZM138 263H139V261L137 262V264ZM197 263H198V261H197ZM212 263L215 264V262H212ZM224 263L226 264L225 261H224ZM245 263H247V262H245ZM13 264H14V262H13ZM30 264H33V263H30ZM35 264H37V263H35ZM68 264H69V262H68ZM140 264H141V262H140ZM217 264H219V262ZM227 264H229V263H227ZM248 264H250L249 261H248Z\"/></svg>",
    "mask_w": 264,
    "mask_h": 264
},
{
    "label": "rangeland",
    "instance_id": "2",
    "mask_svg": "<svg viewBox=\"0 0 264 264\" xmlns=\"http://www.w3.org/2000/svg\"><path fill=\"white\" fill-rule=\"evenodd\" d=\"M96 1H97V2H100V0H96ZM120 1H122V0H120ZM152 1H153V0H152ZM152 1H151L150 4H151L152 7H153V5H154L153 8L151 7V9L153 10V11L151 10V12H153V13H149V14H150V17H151V14H152V16H153V18H154V19L152 20L153 23H154V20H156V21L158 22L157 27H159L158 29H160L161 32H162V31L164 32V36H163V37L165 38V41H168V40L170 41L172 38H173V39L176 38L175 40L172 39L171 42L168 41V43H169L170 45H172V43H174V44L172 45L173 48H172L171 46H169V47H171V50H172V49H174V50L176 49L175 51L173 50L174 52H172V54H173V53L175 54V55H173V56H174L173 58H175L174 61L177 60V62H175V63H177V64L173 63V61L168 62V61L165 59V57H164L163 55H161V53H162L163 50H164V46H163L161 43H159L158 47H157V45L154 44V46H153V43H152V44L150 43L151 45H150V48H149V46H148L149 44H148V43H149L150 41L148 40V43H146V42H147V40H145L146 37H145V39L143 38V36H144L145 34L143 35V33H142V34H140L141 37H142V40H141V41H142V44H145V45L143 46V48L145 47L144 49L147 48V50H149V49L151 50V48L153 49V47H154V49H156V50H154L155 53H154V51L151 50V51L155 54V55H154V54L152 53V54H153L152 56H154L155 58H156V56H158L156 60H158L159 58H160L161 60L159 59L158 62H157V61L154 62V66H155V63H156V65H158L159 62H160L159 64H161V63L163 62V63L166 64V65L169 64V63H171V64H169V65H171L170 69H172V71H174L172 77L175 76L176 78H178V82H180V84H177V86H178V87L181 86V88H182V86H183L182 89H185L184 87H186V86H187V87H189V86L192 87V86H193V83L196 81V79H195L196 77L194 78V76H195L196 73H197V84H196V82L194 83V85L196 84V85H195L196 88L193 86V87H194V90L197 89V91H198V90L202 89V90H200V91L203 92V87L207 86V87H205L204 90H205V92H206L207 90H208V91H207L206 94H205V97H206V103L204 104V107H202V109H204L205 112H204L203 110H202V111H203L204 113L201 112V111H197V114H198V115H196V118L198 117L199 119L197 118L196 120H198V121H201V120H202V121H203V119H206L205 122H207V124H208L209 126H211V124H212L214 127H216V129H218L217 131L222 135V137H221V135L218 136L219 134H218V135L216 134V137H215V133H218V132L215 130V128H214V130H209V129L207 130V128H209V127L206 126L204 132L206 133V136L209 137V138H208V137H207V138L210 140V138H212L213 136H214V137L210 140V142H211V141L213 142V143L211 142V146H212V147L210 146V142H209V140L206 139L207 143H208V142H209V143H208V144L206 143V144L203 145V147H202L203 149H207V151L205 150V152H206V157H203V159H202L201 157H198V156H197V155L199 154L198 152H200V151H199V150H200V147L198 146V144H192V143H195V142L193 141V139H191V138H194V140H199V138L201 137V131L198 132V131L200 130L199 127H198L197 125L195 126V124H193L192 129L190 130V131H191L190 133H189V132H186V131H184V132L182 131L183 134L180 133V134H181L180 136L183 137L182 135H184V133H185L184 136L186 137V134H187V139H186L185 137H183V139H184L183 141H186V142H184V143H185V144L188 143V146H189V148L191 149V153H192L193 149H194V151H196V152L193 151V152L195 153V154L193 153V156L196 155V158H194V163H196V164L199 163L200 165H201V163H203L201 166H202V168L205 167L204 169H206V167L209 166L210 169H209L208 167H207L206 170L203 169V171L206 172L205 174H207L208 172L213 171V170H215V171L218 172V173H219V172H220V173L223 172V171L221 170V169H222L221 167L225 166V162H224V161H225L226 159L229 160V161L226 160V161H227V162H226V163H227L226 167H227V166H228V167H227V168L224 167V168H226V169H224V172H223V173H225V175H226V179H221L220 176H219V175H220V173H219L218 176H217V175H216V176L218 177V179H219V178H220V179L217 180V177H215V178L213 177L214 173L216 174V172L213 171V174H212V172H210V173L207 174L209 178H208V183H206V189L209 190V189H210V188H209L210 186H211V189H210L211 191L213 190L212 188H214V186H216V188H214L215 190L218 189V188H221V190H222L223 192H225V193L221 192V193H223V194H220V195H221L220 197L223 198V196H224V199H226V196H225L224 194L227 195V192L230 190V191L228 192V195H229V193H230L231 190H232V194L230 193L229 196L227 195V198H228V197H230V198H236L237 201H238L239 203H241L242 206H244V208H243V207H242V208L245 209V212H246L247 210L249 211V210L252 208L251 211H249L248 219H249V222L251 221L250 219H252V220L254 219V220L251 221V223H250V224H251V227H250L251 229H247V228H249V226H248V225H249V222H248V219H247L246 217L243 218V217L245 216V215H244V211H243V209H239V210H236V211L233 209V211H235L236 213L239 212L238 214H236V213L234 214V216H233L234 218H232L233 220L230 219V218L225 217V215H223V217H222V219H221L222 222H223V224H222V222H220V223L222 224L223 228H226L227 226H230V227L226 228L227 231H228V236L230 235V238H231V239H232L234 236H235V237L237 236V238H239V239H236V238H235L236 241L238 242V243H236V244H238L239 246L242 245V244L244 245V246H242V249H240L241 246H240V247L238 246L239 249H240L239 252H237V253H239L238 255L233 254L234 252L232 253V251L228 250V248H226V246H225L226 249H224V248H223L224 245L219 241L220 238H219L217 235H214L213 232H210V231H209L210 228L207 227V228H208V229H207V228H204V227H202L201 225H199V222H195V223H193V222H192V223H189V222H188V224L186 223L187 226H188V225H189V226H192V227H193V230H192V227H186L185 233H186L187 231H189L188 228H191V230L189 231L190 233L187 232L188 234L184 235V236H185L184 238H185L186 240H185L184 238H181V239H183V242H181V243L184 244V243L186 242V243H185L186 246H189V243H190V245L193 244V245H191V246L193 247V246H195V244H196L198 241L200 242V244H198V246H197V247L195 246V247L198 248V251H197V252H199V250H200L201 252H199V253H200L199 255H198V254H195V257H194L192 260L194 261V259H197L198 257H199V258H198V260H195V261H194L195 263H194V262H193V263L190 262L191 264H201V263H202V264H209V263H210V264H214V263H212V262H215V264H217V263L219 262V264H220L221 260L223 261L224 256H225L226 259L229 257V258L227 259V261H226V259H224V261L226 262V264H227V263H229V264H230V263H231V264H248V261H249L250 264H256V263H257V264H263V263H264V255H263L262 253H264V238H263L262 235H264V234H263V233H264V232H263V231H264V229H263V228H264V213H263V212H264V209H263V208H264V205H263V204H264V201H263V200H264V197H262V196H264V193H263V192H264V188H261V187L264 186V177H263V176H264V175H263V174H264V167H263V165H262V164H263L262 161L264 162V155H263V154H264V145H263V144H264V133H263L264 130H263V131H260V130H258V129H256V128H253V130H252V128H251L250 131H247V133H245V131H242V132H243V134H242V132L240 131V130H242V128L240 127L241 125L239 126V125H237V124H239V123H241V122L243 123V118H244V117H243V114L241 115V113H239V111L241 110V107H242V109H243V108L246 109V108H247L246 106L248 105V107H249L250 104H253V105L257 106V107H260V106L262 105V101H264V100H263L264 97H261V96L253 97V98H257V97L259 98V97H261V99L259 98L260 100H259L258 98H257V100H256V101H260V102H257V104H255V103H256V102H255V99L252 98L253 101H251V100L249 101V98L251 97V96H250V97L248 98V100L243 101V103L246 102V103H245L246 106H245V104H244V107H243V105H241V106H240V110H239V111L237 110V112H235V110H234L232 107L236 106L237 104L240 105V102H238V100H237L239 97H238V96L234 97V96L238 94L237 92H238V89H239L240 87H238L237 84H234L233 81H231V80L229 81L228 79H230V77H225V78H223V76H229V75L231 76V74H235V75H236V74H242L243 78L245 79L244 82L247 81V84L245 83V86H246V85L249 86V87L251 86L250 88H248L249 90L247 89V86H246V90H245V91L242 90L243 96H247V97H248L249 93H248L247 91H252V92H254V90H255V86L257 87V83H256V80H255L257 77L255 76V77H256V78H255V77H254V74L251 75V73L248 72V69H247L246 66H245L246 68H245V67H242V66H244V63H245V64H247V65L252 66V68H253V63H251L252 61H251L249 58H247L246 55H249V52H250V51L253 52V53H260V52L263 50V46L260 45V44L263 43V39H262L263 37H262V35H260L261 33H260V31H259V26H258L257 20L253 17L254 15H252V14H250V13H252V8H254L253 11L256 12V14H257V15H256V18H257L258 15H259L258 17H260V16H263V17H264V15H263L264 13L262 14V12H264V0H260V1H259V0H254V1H253V7H251V6H252V5H251V4H252V1L250 2V1H246V0H235L236 2H234V3H233L234 0H233L232 2H231L230 0H227L228 2H227L226 0H212V1L209 0V1H208L209 4L212 2V3H211L212 5L210 4L209 6H212V10L214 9V12H216V13H215V17H216V18H217V17L219 18V16H220V18H219V23H220L221 25L219 26V25H218L219 23L217 24V26L219 27L220 30H219L218 28H214V29H213L211 26H209V25H207V24H206V25L204 24V23H206V22H204V21L202 20V16L200 15L201 13H203V11H201V9L198 10V8H196V9H197V11H196V9L194 8L195 6H193V3L195 2V0H188V1H186V0H182L183 2H185V4H184L182 1H180V0H173V1H174V2H173V6L171 5V6H168V7H167V5L164 4L165 2H164L163 0H162V1H161V0H156V1L154 0L153 2H152ZM158 1H159V2H158ZM193 1H194V2H193ZM213 1H214V2H213ZM238 1H239V2H238ZM261 1H262V2H261ZM116 2H117V1H116ZM162 2H163V3H162ZM188 2H189L192 6L190 5V8H189V9H188V8L186 9L187 11H186V10H185V11H184V10H181L182 8H180V7H182V6L184 5L183 8L185 9V8L187 7L186 5L188 4ZM221 2H222V3H221ZM224 2H225L226 5L224 4ZM226 2H227V3H226ZM237 2H238V3H237ZM241 2H242V3H241ZM254 2H256V3L254 4ZM118 3H119V4H118ZM120 3H121V2L118 1L117 4H116L118 7H120V9L123 8V5H124V7H125V3H124L123 1H122L121 4H120ZM155 3H156V4H155ZM157 3L160 5V7H159V5H158ZM179 3H180V5H181V3H183L182 6L178 5ZM231 3H232V4H231ZM15 4H16V3H15ZM114 4H115V3H114ZM122 4H123V5H122ZM163 4H164V5H163ZM227 4H228L229 7H230L231 5L234 6V7H237V8H235V9H238V8H242L243 10H244V8L247 9V12H246V10H245L246 14L244 13V16H245V19H246V20H245V23H246V26L248 27V29H247V27H246V29L244 30V31H245L244 34H246V36L249 37V38H251V40H252V47H251V49L248 48V50H247V49H246V48H247V45L244 44V45H246V46H244V47H246V48H245V49H242L243 52H241L239 47L243 48V45L238 44V43H242V44H243L245 41H244V42H243V41L239 42L238 40L236 41V39L234 40L233 37H237L236 35H233V34H235V30H233V28H234V26H235V24H236V22H234V21L236 20V18L234 17V13H233V12H232V15H231V12H230V11H232V8H231V7H230V10H229V11L227 10V9H229V7H227ZM230 4H231V5H230ZM119 5H122V7L119 6ZM157 5H158V6H157ZM221 5H222L223 7H222ZM237 5H239V6L241 5V6L239 7V6H237ZM244 5H245V6H244ZM249 5H250V7H249ZM260 5H261V6H260ZM0 6H1V5H0ZM14 6H16V5H14ZM165 6H166V7H165ZM217 6H218V7H217ZM224 6H226V8H225ZM155 7H156V8H155ZM172 7H175V8H172ZM176 7H177V8H176ZM178 7H179V8H178ZM188 7H189V6H188ZM192 7H193V9H195V12H196V13H197V12H198V13L200 12L199 15H198V14H195V15H194L195 12H194V10L192 9ZM221 7H222V8H221ZM248 7H249V8H248ZM162 8H163L165 11H164V10L161 11L160 9H162ZM210 8H211V7H210ZM166 9H167V10H166ZM173 9H175V10H173ZM190 9H191V10H190ZM223 9H224V10H223ZM257 9H258V10H257ZM156 10H159V11H156ZM168 10H169V11H168ZM226 10L228 11V14H229V15H228V14H225V13H227ZM248 10H249V11H248ZM255 10H256V11H255ZM160 11H161V12H160ZM170 11H172L173 13L170 12ZM176 11H177V12H176ZM182 11H184L185 14H184ZM188 11H189V12H188ZM191 11L194 12V13L192 12L193 15H192ZM259 11H260L261 13H259ZM162 12H164V13H162ZM167 12H169L171 15H169V13H167ZM180 12H181V13H180ZM219 12H220V13H219ZM224 12H225V13H224ZM229 12H230V13H229ZM248 12H250V13H248ZM154 13L156 14V16L154 15ZM157 13H158V15H157ZM165 13H167V15H163V14H165ZM176 13H177V14H176ZM182 13H183V14H182ZM186 13H187V14H186ZM190 13H191V14H190ZM217 13H218V16L216 15ZM223 13H224V14H223ZM160 14H161V15H160ZM172 14H173V15H172ZM178 14H179V15H178ZM180 14H181V15H180ZM8 15H9V16H8ZM8 15H7V13H4V12H3L2 14H0V19H1V20H0V21H1V22H0V28H2V29H0V31L2 30L0 33H4V34H6V33H8V32H12V31H13V33L15 32L14 34H16V35H17V33H18V34L20 33L19 35H22V36H23V37L20 36V38H21L22 40L24 39V40L26 41V42H25V41L23 40L24 45L27 46V47L25 46V48H26V49H25L26 53L29 52L28 55H32V54L34 53V54H33V57H38V58H40L41 53L44 52L43 49H45V48H46V49H48V48L51 49V47L47 46V45L49 44V42L46 41V36L42 33L41 30H39L38 33H37L36 30H38V29L33 28V30H34V29H35V30H34V31H31L32 28H30L29 25H26V24H25V26H24V23H22V21H21L20 19H19V21H17V20L15 21V19L12 17L11 14H8ZM10 15H11V16H10ZM107 15H108V16H107ZM176 15L179 16V17H177ZM187 15H189V16H187ZM196 15H197V16H196ZM222 15H223V16L228 15V16L223 18ZM110 16H111V17H110ZM132 16H133V15H132ZM132 16H131V17H132ZM154 16H155V17H154ZM157 16H158V17H157ZM159 16H160V17H159ZM169 16H170V18H169ZM174 16H175L176 18H175ZM182 16H183V17H182ZM184 16H185V17H184ZM190 16H191V17H190ZM192 16H194V17L196 16V19H197V20L201 17V18H200L201 20H198L199 22L197 23V22H195V21H197V20H196L194 17H192ZM198 16H199V17H198ZM231 16H232V17H231ZM10 17H11V18H10ZM105 17L108 19V20H106V18H105V20L107 21L108 24L106 23L105 26H103V25H102V26H103L104 28H106L108 25L110 26V27L108 26V27H109V30H110V31H108V32L110 33V34H108V35L111 36V34H112L111 32H112L113 30H114L113 33H116V34H113L112 37H110V39H111V38H114V35L118 36V35L120 34L119 39L121 38V42H120L119 44L121 45V43L124 42V43L122 44V46L124 47V46L126 45V46L124 47V49H122L123 47L121 48L120 46L115 45V43H114V50H115V53H117V54H119V55H120V53H121V55H123L121 58H122V59H125V60H127V61H130L129 59L134 58L135 60H134V64H133V65H135V64L137 63L136 65L139 64L138 66H140V65L142 66L143 63H142L141 61L144 60V59H143V58H144V57H143V56H144V55H143L144 52L142 53V51H141L142 49L140 50L141 47H140V48H139L138 46L135 47V45H134V47H133V45H132L133 43L128 42V41H130V40H129V36H126V35H125L126 37H125V36L121 37V34H123V32L126 34V32L124 31V30H126V28H125L124 26H120V25H118V19H117V18H113L114 16H112L111 14H110V15H109V14H105ZM122 17H123V19H124L125 22H126L129 18H131V17L129 16V14H128V16H127V14H125L124 16L122 15ZM127 17H129V18L127 19ZM150 17H149V19L151 20L152 18H150ZM156 17H157V18H156ZM186 17H187V18H186ZM228 17H229V18L231 17L230 20L228 19ZM249 17L251 18L250 20H248ZM109 18H111V20H110ZM164 18H165V19L168 18V19L165 20ZM171 18H172V20H171ZM174 18H175V19H174ZM180 18H181V19H180ZM190 18H191V19L193 18L192 21H190V20H191ZM218 18H217V19H218ZM222 18H223V19H222ZM226 18H227V19H226ZM232 18H233V19H232ZM12 19H14V20H12ZM112 19H113V20H112ZM126 19H127V20H126ZM176 19H177V21H176ZM178 19L181 20V24L179 23L180 21H179ZM182 19H184V20L182 21ZM185 19H187L188 21H186ZM220 19H221V20H220ZM231 19H232V20H231ZM10 20H11V21H10ZM168 20H170V22H168ZM174 20H175V23H176L177 26H178V24H179L178 27L175 25ZM251 20H252V23L254 22L253 24L251 23ZM255 20H256V22H255ZM12 21H13V22H12ZM106 21H105V22H106ZM116 21H117V22H116ZM164 21H166V22H164ZM172 21H173V22H172ZM189 21H190V22H189ZM220 21H223L222 23H225V24H222ZM227 21H228V22H227ZM18 22L21 23L22 25H21V24L18 25ZM112 22H113V23L115 22L116 24H115V23L113 24ZM150 22H151V21H150ZM150 22H148V24H149ZM157 22H155V23H157ZM160 22H161V23H160ZM186 22H188V23H186ZM191 22L194 23L193 25L195 26V28H194V26L191 25V24H192ZM200 22H202V24H201ZM229 22H230V23H229ZM233 22L235 23L234 25H233ZM3 23H4V24H3ZM6 23H7V24H6ZM16 23H17V25L20 26V27H18V26L16 25ZM153 23L151 22V24H153ZM162 23L165 24V25H163ZM5 24H6V25H5ZM110 24H111V25H110ZM151 24H149V25H151ZM159 24H161V26H159ZM172 24H173V25H172ZM195 24H196V25H195ZM229 24H230L231 26H230ZM254 24H255V25H254ZM115 25H116V26L118 25L119 28H118V27H115ZM166 25H167V27H166ZM181 25H182V26H181ZM183 25H187V26H183ZM203 25L206 26V29L204 28L205 26H203ZM222 25H223V26H222ZM250 25H251V26H250ZM252 25H253L254 27H253ZM15 26H16V27H15ZM21 26H22V28H21ZM102 26H101V27H102ZM162 26H163V27H162ZM227 26H228V29L226 28ZM229 26H230V27H229ZM108 27L106 28V30L108 29ZM127 27H128V25H127ZM160 27H161V28H160ZM176 27H177V29H176ZM180 27H181V28H180ZM185 27H186L188 30H187ZM192 27H193L194 29L197 30V33H195L196 31H195L194 29H192ZM207 27H209V29H208L209 31L207 30ZM231 27H233V28H231ZM249 27H250V28H249ZM255 27H256V28H255ZM12 28H14L15 31H14V29H12ZM20 28H21V29H20ZM23 28H25L26 30H24ZM111 28H112V29H111ZM116 28L119 29V30H117ZM171 28H173V29L175 28L174 31H173V29L170 30ZM179 28H180V29H179ZM183 28H185V29L183 30ZM197 28H198V29H197ZM211 28H212V29H211ZM224 28H225V29H224ZM11 29H12V31H11ZM18 29H20V30L22 31L23 34H21V31H20V30H19V32H17ZM60 29H61V30H60ZM64 29L66 30V33H65V30H64ZM100 29H101V28H100ZM120 29H121V32H120ZM122 29H123V30H122ZM162 29H164L165 31L162 30ZM166 29H167V30H166ZM178 29H179V30H178ZM181 29H182L183 31H182ZM221 29H222V32H221ZM226 29L229 30V31L231 30L230 32H231V35H232V36L229 34L230 32H228ZM210 30H211V31H210ZM214 30H216V32H213ZM223 30H224V31L226 30L225 32H226V33L228 32V34H229L232 38H230V37L228 36V34L224 35L225 33H224ZM248 30H249V31H248ZM254 30H255L256 32L258 31V32H259V35H258V33H256ZM30 31H31V33H29ZM35 31H36V33H34ZM61 31H63L62 33H63L64 35H62V34L60 33ZM102 31H103V29H102ZM122 31H123V32H122ZM179 31L181 32V33H180L181 35H179ZM185 31H186V32H185ZM192 31H194V32H192ZM203 31H204V32H203ZM205 31H206V32H205ZM218 31H220V32H218ZM232 31H233V32H232ZM244 31H243V32H244ZM246 31H247L248 33H247ZM250 31H251V32H250ZM39 32H40V34H39ZM67 32H68V31H67L66 27H62V28L59 27V32H57V33H59V35H57V33L54 34L55 36L57 35L56 38H57V40L60 41V42L57 41V43H56L57 48L60 47L61 45L63 46V47L61 46L62 48H58L59 50L57 49V50L59 51V52L57 51L59 56H60L59 53H61L62 51H64V52H62L61 54H63V53L66 54L67 52L72 51L70 48L74 49L72 46H69V45H68V43L66 42V41H68V40H64V39H69V40H70V36L67 35ZM163 32H162L161 34H163ZM165 32H167L168 35H169L170 32H171V33L173 32L174 34H173V33H172V34L170 33L171 35H169V36L166 35V36H165ZM176 32H177V33H176ZM184 32H185V33H184ZM189 32H190V33H189ZM191 32H192L193 34H192ZM202 32H203V33H202ZM207 32H209V33H207ZM210 32H212V34H211ZM13 33H12V34H13ZM24 33H25V34H24ZM26 33H27L28 35H27ZM167 33H166V34H167ZM194 33L197 35L196 38H195V34H194ZM204 33H205V34H204ZM213 33H215V34H213ZM216 33H217V34L220 33V37L218 36L219 39L217 38V36H216L217 34H216ZM222 33H224V34H222ZM30 34H31V35H30ZM32 34H34V35H32ZM35 34H36V35H35ZM177 34H178V36H177L178 38L175 37ZM182 34H183V35L186 34L185 37H183ZM188 34H189V35H188ZM206 34H208V36H206ZM254 34H257V35H254ZM42 35H44V36H42ZM191 35H192V37H194V38H192ZM204 35H205L206 37H205ZM211 35H213V36L211 37ZM218 35H219V34H218ZM252 35H253L254 37H253ZM24 36H26L27 39H30V40L28 41V40L26 39V37H24ZM34 36H35V37H34ZM39 36H42L43 38H45V40L42 39V37L39 38ZM59 36H60V38H61L62 41L60 40ZM62 36H63L64 38H62ZM116 36H115V39H116ZM171 36H173V37H171ZM180 36H181V37H180ZM209 36L211 37V39H210ZM223 36L225 37V39H223V38H224ZM30 37H31V38H30ZM37 37H38V38H37ZM127 37H128V38H127ZM166 37H170V38L167 40ZM182 37L185 38L186 40H187L188 38H192V39H188V40H190L189 43H188V40L186 41V40H184V39H180V38H182ZM186 37H188V38H186ZM197 37H199V39H198ZM207 37H209V38H208L207 40H205ZM214 37H216L215 40L213 39ZM226 37H228V38H230V39H232V40L229 41ZM255 37L258 38L259 41L256 40ZM36 38H37V39H40V40H37ZM124 38H125V39H124ZM200 38H201V39H200ZM203 38H205V39L203 40ZM221 38H222V39H221ZM41 39H42V40H41ZM127 39H128V40H127ZM143 39H144V40H143ZM178 39H179V40H178ZM193 39H194V40H193ZM217 39H218V40H217ZM220 39H221V40H220ZM43 40H44L45 42H41V41H43ZM63 40H64V41H63ZM111 40H112V39H111ZM122 40H123V41H122ZM124 40H125V41H124ZM126 40H127V42H126ZM177 40H178L179 42H178ZM183 40H184V41H183ZM198 40H203V41H201V43H202V42H203V43H202V44L199 43L200 41H198ZM209 40H210V42L208 43V44H209V45H208V44H207V41H209ZM211 40H213V45H212V41H211ZM222 40H223V41H222ZM226 40H228V41L230 42V43H229L230 45L233 44L234 46H233V45L229 46V45H228V41L226 42ZM261 40H262V41H261ZM112 41H114V39H113ZM185 41H186V42H185ZM191 41H192L194 44L191 43ZM195 41H196V42H195ZM197 41H198V42H197ZM204 41H206V42H204ZM216 41H217V43H216ZM221 41H222V42H221ZM233 41H234V42H233ZM253 41H254V42H253ZM28 42H29V43H28ZM46 42H47V43H46ZM62 42H63V44H62ZM64 42H66L68 46H67ZM68 42H69V41H68ZM125 42H126V43H125ZM176 42L179 43V45H178ZM181 42H182V43H181ZM225 42H226V43H225ZM232 42H233V43H232ZM260 42H262V43H260ZM42 43H43V45H42ZM58 43H61V44H59L60 46L58 45ZM127 43L129 44V46H127ZM175 43H176V44H175ZM183 43H184V44H183ZM185 43H186V45H185ZM190 43H191V44H190ZM195 43H196V44H197V43L200 44V45L197 44V47L199 48V49H197L198 52H197L196 50H195V52L193 51L194 49L197 48V47L195 46V45H196ZM221 43H222V45L224 46V48H223V46L221 45ZM224 43H225V44H224ZM257 43H258V44H257ZM28 44H29V45H28ZM38 44H39V45H38ZM44 44H46V45H44ZM146 44H147V45H146ZM180 44L185 45L186 48L183 47L182 45H181L182 47H180ZM188 44H189V45H188ZM204 44H205V45H204ZM214 44H215V45H214ZM226 44H227V45H226ZM256 44H257V45H256ZM65 45H66L67 47H66ZM131 45H132V46H131ZM166 45H168L167 42H166ZM177 45H178L179 50H178L177 47H176ZM191 45H193V46H195V47H193V46H191ZM201 45H202V46H201ZM220 45H221V46H220ZM236 45H237V46H236ZM238 45H239V46H238ZM240 45H241V46H240ZM18 46H19V45H16V46H15L16 49L18 48ZM64 46H65V47H64ZM152 46H153V47H152ZM187 46H188V47H187ZM189 46H190V47H189ZM200 46H201V48H200ZM204 46H205V47H209L210 49H209V48H206V49H205ZM211 46H212V47L214 46V47L216 48V50L218 49V47H219L220 50H221V48H222L221 51H220V50H217V51H218V52H222V53H220L221 55H219V56L224 57V58H223L224 61H223L222 59H221V61H220V58H221V57H217L219 53H218V52L216 53V51H213V48H212V50H211ZM217 46H218V47H217ZM232 46H233V47H236L237 51L239 50V52H238L239 55H238V54H235V56H233V55H234V52H235L234 50H236V49L233 48ZM28 47H29V48H28ZM43 47H44V48H43ZM69 47H70V48H69ZM115 47H119V48H121V49L117 48V49H118V50H117ZM127 47H128V48H127ZM132 47H133V49H132ZM160 47H161V48H160ZM192 47H193L192 52H194L195 55H196V54L198 55V53L200 52L199 55H198V56H199V57H198V58H199L198 60L201 62L202 65H204V66H202L200 69H203V68L205 69V68H206L205 70L203 69L202 71H200V70L197 71V69L194 67V65H192V62L194 61V58L192 59V58H190V57L195 56V55H193L194 53H191V50H190V49H192ZM202 47H204V50H205V51L203 50V52L199 51L200 49H201V50L203 49ZM220 47H221V48H220ZM227 47H228V48H232V49L230 50V49H228ZM63 48H64V49H63ZM66 48H67V49H66ZM68 48H69V49H68ZM129 48H130V49H129ZM134 48H136V50H135ZM180 48H181V49H180ZM215 48H214V49H215ZM238 48H239V49H238ZM261 48H262V49H261ZM138 49H139V50H138ZM144 49H143V50H144ZM157 49H158V50H157ZM159 49L162 50V51H160ZM182 49H184V50H182ZM188 49H189V50H188ZM208 49H209V50H208ZM224 49L227 51V53H226V56H227V57H226L225 55H223V53H224V51H225ZM259 49H261V50H259ZM40 50H41V51H40ZM61 50H62V51H61ZM119 50H120V51H119ZM128 50H129V54H128ZM130 50H131V51L133 50V51H132L133 54L131 53ZM147 50H146V51H147ZM177 50H178V51H177ZM180 50H181L182 52H181ZM187 50L190 51V52H188ZM223 50H224V51H223ZM228 50H229V52H228ZM232 50H233V51H232ZM245 50H246L247 52H246ZM258 50H259V51H258ZM13 51H15L14 48H13ZM17 51H18V53H17ZM17 51L14 52V53H15L14 55H16V56H18V55L21 53V51H22L20 46H19V49H17ZM39 51H40V53H39ZM51 51H52V50H51ZM65 51H66V52H65ZM95 51H96V53H95ZM118 51H119L120 53H119ZM134 51H137L136 53H138V52L141 51V52H140V53H141V56H140V53H138V55H134V53H135ZM158 51H160L161 53L158 52ZM183 51H184V52H183ZM208 51H209V52H212L213 54H212V53H209ZM226 51H225V52H226ZM237 51H236V52H237ZM156 52H158L157 55H156ZM177 52H179L178 54H179L181 57L177 54ZM205 52H206V53H205ZM214 52H215V53H214ZM236 52H235V53H236ZM240 52H241V53H240ZM251 52H250V53H251ZM50 53H53V52H49V54H50ZM98 53H99V52H98L97 49L94 50V54H95L94 56H96L97 59H98V56H100V54H98ZM136 53H135V54H136ZM182 53H183L184 55H183ZM185 53H186V54H185ZM188 53H189V58H188V55H187ZM228 53H229V57H230V59H231L232 57L237 58L238 56H240V54H241V56L238 57V58L236 59L237 62H236L235 64H232V65H231V63H234V61H232V59L235 60V58H232L231 60H229ZM230 53H231V54L233 53V55L231 56ZM242 53L245 54V56H244ZM247 53H248V54H247ZM17 54H18V55H17ZM39 54H40V55H39ZM96 54H97V55H96ZM158 54H159L160 56H159ZM176 54H177V56H176ZM208 54H209L210 57L208 56ZM215 54H216V55H215ZM224 54H225V53H224ZM51 55H52V54H51ZM142 55H143V56H142ZM190 55H191V56H190ZM200 55H201V56H200ZM202 55H203V56L205 55V56H204L205 58H204ZM237 55H238V56H237ZM242 55H243V57H242ZM45 56H46V55H45ZM47 56L49 57V55H47ZM47 56L45 57V59H46L47 61H46V60H45V61H46V62H50V59H48ZM131 56H133V57H131ZM134 56H135L136 58H135ZM184 56H185V58H184ZM119 57H120V56H119ZM126 57H127V58H126ZM137 57H138V58H137ZM142 57H143V58H142ZM178 57H180V60H179ZM182 57H183V58H182ZM212 57H213V58H212ZM215 57H217V61H216V58H215ZM241 57H242V59H241ZM244 57H245L246 59H248L247 61H248L249 63H248L247 61H245V58H244ZM200 58H202V59H200ZM209 58H211V60L213 59L212 61L210 60V61L212 62L213 65L210 64L211 62L209 61ZM214 58H215V60H214ZM218 58H219V60H218ZM239 58H240V59H239ZM97 59H96V60H97ZM136 59H137V60H136ZM140 59H141V60H140ZM162 59H163V61H162ZM181 59H182V60H181ZM184 59H185V60H184ZM226 59H227V60H226ZM94 60H95V59H94ZM189 60H190V62H189ZM192 60H193V61H192ZM201 60H202V61H201ZM225 60H226V61H225ZM240 60H241V63H240ZM243 60H244V61H243ZM131 61H132V63H133V59H132ZM137 61H139V62H137ZM164 61H165V62H164ZM185 61H187V62H185ZM207 61H208V63H207ZM227 61H228L230 64H229ZM21 62H22V64H21ZM21 62H17V63H16L17 68L21 65L19 68H21V67H22V68L26 67L25 69L27 70V64H24V65H26V66H24V65H23V60H21ZM24 62H26V61H24ZM135 62H136V63H135ZM167 62H168V63H167ZM178 62H180V63H178ZM181 62H184L183 65H182ZM188 62H189V64L192 65V67H190V65L188 64ZM203 62H205L206 64L203 63ZM214 62H215V63H214ZM216 62H217V64H216ZM218 62H219V63H218ZM221 62H222L224 65H225V64L227 65V63H228V64H229L228 66L231 65L232 67H231V66H230V67H228V66L223 67V66H222L223 64H222ZM4 63H5V61H4ZM140 63H141V64H140ZM172 63H173L174 65H176V67H175L174 65H172ZM180 64H181V65H180ZM186 64H188V65H186ZM214 64H215V66H214ZM240 64H241V66H240ZM47 65L50 66V63H47ZM161 65H163V64H161ZM178 65H180L181 67L179 68ZM185 65L188 66V67H190L189 69H193V72H194L195 74L192 72V70H189L188 68H184ZM208 65H209V66H208ZM211 65H212V67H211ZM216 65H217V66L219 65L220 68L217 67ZM233 65H234V67H233ZM237 65L239 66V68L237 67ZM4 66H5L7 69L10 68V75H12L11 72H12V69H13V68H11V64H9V63L7 64V63H6V65H4ZM7 66H8V67H7ZM71 66H72V65H71ZM172 66H173V68H172ZM182 66H183V67H182ZM186 66H185V67H186ZM207 66H208V67H207ZM221 66L224 68V70H225V68H227L228 71H229V73H230L231 71H232V73L229 74L228 71H227V73H224L225 71L223 70V68L221 69ZM72 67H73V66H72ZM156 67H157V66H156ZM177 67H178V69H182V70H181V71H180V70L176 71V70H177ZM215 67L218 68V69H215V70H216L219 74L213 70ZM241 67H242V68H241ZM174 68H175V69H174ZM244 68L247 69V70L245 71ZM254 68H255V67H254ZM25 69H22V70H20V71L22 72V71H24ZM185 69H186V70H185ZM187 69H188V70H187ZM209 69H211V70H209ZM220 69H221V70H220ZM239 69H240V70H239ZM26 70H25L24 72H26ZM184 70H185L187 73H186ZM195 70H196V72H195ZM212 70H213V71H212ZM219 70L221 71V73H220ZM230 70H231V71H230ZM236 70H237V72H236ZM241 70H242V71H241ZM251 70H254V69H251ZM255 70H257V69H255ZM183 71H184V72H183ZM188 71H190V72H188ZM206 71H207V72L209 71V73H206ZM223 71H224V72H223ZM243 71H244L246 74L249 73V74H248V77H247V75H244L245 73H244V74L242 73ZM59 72H60V71L57 72V76H55V78H54V79H56L55 81L53 80V77H54V76H52V77H51V76H49V77H45L43 81H46V80L49 78V80H47L46 82H48L49 87L51 86V87H50V88H51L50 90H51V92H52V93H51V96H52L53 94H55L56 97L58 96V97H57L58 100H59L58 104L60 103V104H59L60 106L57 104V106H59V107H56V108H55V111H56V113L58 114V116L61 118V120L63 121V126H65L64 128H66V127L69 128V125H70V128L73 126V129H74L75 121H74V117H73V115L76 113V107H77V106L75 107L74 103H75L76 105H77V103H76V102H73V105H72V102H70V103H67V102H66V100L69 102V101L71 100V99H69V98H71V97H70V95L68 94V92L65 91V90H67V89H65L66 79L63 80V79H64V78H63V77H64V73L61 75ZM179 72H180V73H179ZM182 72L184 73V75H186L185 78H184V75H181V76H180V74H181ZM202 72H204V73H202ZM211 72H212V73H211ZM213 72H215V73H213ZM239 72H241V73H239ZM1 73H2V72H1ZM1 73H0V75H2L1 78H5V79H2V80H3L4 82H6V80H7V82H8V83L6 82V84H8V86H9L8 89L12 88V90H14V91H16V92L18 91V93H19V94L17 93L18 96L22 94L20 98L23 99V97L25 98L26 95L29 96L31 93L34 94L35 91H36L35 95L38 96V95H37V89L34 87L35 85H33V83L31 82V80H30V81L28 80V77L26 78V79H27V80H26V79H25V76H24V77L22 76V78H24V79L26 80V82H23V83L26 85V88H24L23 86H25V85H24L22 82H19V80H18V78H17V75H16V72H15V71L13 72L14 78H13V76H10V75H9V72H7L6 69H5V73H6V75H5L4 73H3L4 75L1 74ZM7 73H8V74H7ZM22 73H23V72H22ZM183 73H182V74H183ZM190 73H193L194 75H193V76H190ZM201 73H202V74H201ZM20 74H21V73H20ZM188 74H189V75H188ZM203 74H204V75H203ZM205 74H206V75H205ZM208 74H210V75H208ZM212 74H214L215 76H216V75H220V76H221V74H224V75H222V77H221L222 80H221V79H220V76H219V79L216 78V77H218V76L215 77L216 79H215V78L213 79V75H212ZM226 74H228V75H226ZM21 75H24V74H21ZM58 75H59V76H58ZM191 75H192V74H191ZM200 75H201V76H200ZM207 75H208V76H207ZM235 75H232L231 77H235ZM249 75L252 76V77H251V78H252V80H251L252 82L249 81V80H250ZM179 76H180L181 78H180ZM188 76H189V79L187 78ZM198 76H200V77H198ZM205 76H206V77H205ZM211 76H212V77H211ZM244 76H245V77H244ZM10 77H11V78H10ZM56 77H57V78H56ZM182 77H183V78H182ZM191 77H192V78H191ZM253 77H254L255 79H254ZM58 78H59V82H58ZM92 78H94V81H96V79H97V78H96L95 76H93V75H92ZM186 78H187V80H186ZM199 78H201L200 80H202L203 82H204L205 80H206L207 82L205 81V83H203L202 81H200V82L202 83V84H201L200 82H198ZM203 78H204V79H203ZM205 78H206V79H205ZM243 78H242V79H243ZM247 78H248V79H247ZM12 79H15L16 81L14 82ZM208 79H210V80H208ZM223 79L226 80L227 83L229 82V83H228L229 85H228L227 83H226V84L229 86V89L231 90L230 92H229V90L226 88V87H228V86H227V85H226V86L224 85L225 83H223ZM51 80H52V83H51ZM60 80L63 81V82L65 81L64 84H63L62 82H60ZM181 80H182V81L184 80V82H185L187 85H186L184 82H182ZM188 80H189V81H188ZM194 80H195V81H194ZM213 80H214V81H213ZM215 80H216V81H215ZM217 80H218V82H219V81H222V82H219L221 85H219V83L217 82ZM227 80H228V81H227ZM192 81H194V82H192ZM208 81H210V82H208ZM211 81H212V83H214L215 85L212 84ZM248 81L250 82L251 85L248 83ZM253 81H254V82H253ZM10 82H11V83H10ZM17 82H18V83H17ZM53 82H54L55 84H54ZM187 82H188V83H187ZM224 82H225V81H224ZM230 82H231V83H230ZM15 83H17V85H16ZM19 83H20V84H23V86L21 87V85H19ZM60 83H61V86L58 87V85H60ZM207 83H209V84H207ZM13 84H14V85H13ZM52 84H53V85H52ZM56 84H57V85H56ZM184 84H185V86H184ZM210 84H211V87H210ZM217 84H218V85H217ZM233 84H234V85H233ZM15 85H16V87H18V88L15 89V88H14ZM28 85H29V86H28ZM30 85H31L32 89L30 88ZM32 85H33V86H32ZM197 85H198V86H197ZM203 85H205V86H203ZM222 85H224V86H223V89H222V87H221ZM19 86H20L21 88H20ZM53 86H54V87H53ZM77 86H78V85H77ZM202 86H203V87H202ZM208 86H209V87H208ZM219 86H220V87H219ZM233 86H234V87H233ZM252 86H253V87H252ZM61 87H62V88H61ZM187 87H186V88H187ZM193 87H192V88H193ZM198 87H199V89H198ZM212 87H214V88L212 89ZM224 87H225L226 91H225ZM27 88H28V89H27ZM34 88H35V89H34ZM55 88H59V89H55ZM79 88H80V89H79ZM206 88H207V89H206ZM208 88H210L211 90L208 89ZM219 88H221L222 90H224V91L226 92V95L228 96V98H227V96H226L225 94L221 93L222 90H220ZM252 88H254V89H252ZM17 89H19V90H17ZM21 89H23V90H26V89H27V91L24 92V91L21 90ZM52 89H54V90H52ZM78 89H79V91H78ZM214 89H215L216 91H214V92H212V93L209 92V91H213ZM232 89H233V94L235 93L234 95L232 94ZM235 89L237 90L236 92H235ZM263 89H264V88H263ZM34 90H35V91H34ZM55 90L57 91V93H56ZM81 90H82V88H81L80 86H78L77 89L74 90V92H75L74 94L77 95V97H78L80 100H83V102L85 101L84 103H86V102H87L86 99H88V97H86V96H88V95H86V93H83V92H84L83 90H82V92H80ZM227 90H228V91H227ZM22 91H23V93H24L25 96L23 95ZM54 91H55V92H54ZM61 91H62V92H61ZM224 91H222V92H224ZM16 92H15V93H16ZM20 92H21V94H20ZM49 92H50V91H49ZM60 92H61V93H60ZM205 92H203V95H204ZM225 92H224V93H225ZM239 92H240V93H239L238 95L240 96V94H241V90H240V89H239ZM245 92H246V93H245ZM252 92H250V93H252ZM25 93H26V94H25ZM59 93H60V96L57 95V94H59ZM76 93H77V94H76ZM207 93H208V94H207ZM214 93H215V98H213L214 95H212V94H214ZM216 93H218V95H217ZM5 94H6V93H5ZM78 94H79V95H78ZM210 94H211V96H210ZM219 94H220L222 97H224V95H225V98H226V99H225V102L228 100L227 103L229 102V104L223 103L224 100H223V98H222ZM228 94H229V95L231 94L232 97L229 98L230 96H229ZM246 94H247V95H246ZM63 95H64V96H63ZM68 95H69V96H68ZM253 95H254V94H253ZM22 96H23V97H22ZM65 96H67V98H68V97H69V98L66 99ZM216 96L219 97L220 100H219ZM243 96L241 95L240 97H243ZM254 96H255V95H254ZM53 97H55V96H53ZM53 97H51V99H52ZM220 97H221V98H220ZM57 98H53V99H56V100H57ZM64 98H65V99H64ZM211 98H212V99H211ZM232 98H233V99H232ZM40 99H41V97H40ZM42 99H44V97H42ZM42 99H41V100H42ZM63 99H64V100H63ZM208 99H209V101H208ZM230 99H231V101L234 100V102H231V106H229V105H230ZM214 100H215V101H214ZM218 100H219L220 104H219ZM235 100H237L238 103H237ZM261 100H262V101H261ZM71 101H72V100H71ZM216 101H217V102H216ZM222 101H223V102H222ZM248 101H249V102H248ZM83 102L81 101L82 104H84ZM213 102H214V103H213ZM183 103H184V104H183V113H184V117H185V116H186V111L188 112L189 108L186 107L184 101H183ZM243 103H242V104H243ZM248 103H249V104H248ZM258 103H259V104H258ZM67 104H68V105H67ZM212 104H214V105H212ZM224 104H225V105H224ZM235 104H236V105H235ZM64 105H65L66 107H65ZM211 105H212V106H211ZM226 105H227V106H226ZM263 105H264V104H263ZM73 106H74V107H73ZM205 106H207V107L205 108ZM216 106H217V107L219 106V107L217 108ZM237 106H238V105H237ZM23 107H24V106H23ZM213 107H214V108H213ZM186 108H187L188 110H187ZM210 108H212V109L210 110ZM222 108H223V109H222ZM238 108H239V106H238ZM260 108H261V109H262V108L264 109V106H261ZM25 109H26V111H27L28 107H24V110H25ZM68 109H69V110H68ZM220 109H222V110H220ZM72 110H73V111H72ZM206 110L209 111V112H207ZM228 110H229V111H228ZM210 111H211V112H210ZM221 111H222V112H221ZM223 111L225 112L224 115L222 114ZM66 112H67V113H66ZM72 112H74V113H72ZM216 112H218V113H216ZM220 112H221V113H220ZM233 112H234V114H233ZM200 113H202V114H200ZM68 114H69V115H68ZM71 114H72V115H71ZM204 114H207L208 117L205 116ZM216 114H217V115H216ZM239 114H240V115H239ZM203 115H204V116H203ZM222 115H223V117H224V121L226 120V123H229V124H231V125H229V124L224 125V123H221V122H220L221 124H219V123H217V122H214V121H216V119H220V118H222V117H221ZM70 116H71V117H70ZM213 116H214V117H213ZM234 116H235V117H234ZM238 116H239V117H238ZM202 117H203V118H202ZM211 117H212V118H211ZM20 118H21V117H20ZM72 118H73V119H72ZM225 118H226V119H225ZM22 119L25 120L24 117H22ZM210 119H211V120H210ZM212 119H214V120L212 121ZM239 119H240V120H239ZM255 119H256V118H255ZM260 119H261V120H260ZM65 120H66V121H65ZM189 120H190V121H189L188 123L191 122V117H190V116H189ZM222 120H223V119H222ZM238 120H239V121H238ZM249 120H250V119H249ZM262 120H264L263 117H262V118L260 117L259 120L256 119V121H259V122H261V123H264V121H262ZM29 121L31 122L30 125L35 126L34 122H33L31 119H30ZM71 121H72V123H70ZM73 121H74V122H73ZM208 121H209V122L211 121V122L209 123ZM240 121H241V122H240ZM23 122H25V121H23ZM222 122H223V121H222ZM236 122H237V123H236ZM213 123H214V124H213ZM215 123H216L217 126H219V125L221 126V125H222V127H220V128L218 127V128H217V126L215 125ZM226 123H225V124H226ZM242 123H241V124H242ZM71 124H73V125H71ZM59 125H60V124H59ZM59 125L56 124V126H57L56 128H57L58 131H60V129H61V125H60V126H59ZM223 125H224V126H223ZM228 125L230 126V129H232L233 127H235V129L233 128V130H234V131L236 130V131H238V132L235 131L236 134H234V131H233V130H230V129L228 128V127H229ZM75 126H76V125H75ZM194 126H195V127H194ZM225 126H226V128L223 129ZM227 126H228V127H227ZM232 126H233V127H232ZM262 126H263V125H262ZM193 127H194V128H193ZM211 127H212V126H211ZM239 127H240L241 129H239ZM68 128H66V130H68ZM70 128H69V130H68L69 132L72 130V131L70 132V135L72 134V132H74V134H77V135H78V132H77V131H79V130L77 129L78 127L75 128L77 131H76L75 129H74V130H75V131H74L73 129H70ZM220 129H221V130L223 129V130L221 131ZM228 129H229L230 132L228 131ZM263 129H264V128H263ZM224 130H225L226 132H228V133L225 134V135L223 134V132L225 133ZM251 130H252V131H251ZM254 130H256V131H257V130L260 131V134H257ZM212 131H214V132H212ZM220 131H221V132H220ZM231 131H232L233 133H231ZM253 131L255 132V134H254ZM258 131H257V132H258ZM18 132H19V134H20V131H19V130L17 131V133H18ZM211 132L213 133V136H212V133H211ZM248 132H249V133H248ZM252 132H253L254 136L257 135L255 142L253 141L254 143L251 142L252 139H250V136H251ZM261 132H262V133H261ZM63 133H64V132H63ZM229 133H230L231 136H232V139H230V141L233 140L232 143H234L235 145L238 144L235 148H232V146H233L234 144L232 145V143H228V142H230V141L228 140V138H230V137H229V135H230ZM250 133H251V134H250ZM258 133H259V132H258ZM19 134H18V135L16 134V135H17V137H20V138H16V139H17V140H20V139L22 138V140L24 139V140H23L24 143L21 144L22 141H19L20 145H18L19 143L16 141V139H14V140L16 141L15 146L17 145V146H16V147H17V148H16L17 150L22 149V148L24 147V144L27 143V142H29V143H27V144H28V145L30 144V146H31L32 144H33V145L35 144V145H34V149H33V146H31L32 148L30 147L31 150H30L29 146H27V145L25 144L26 147H24V149H25V150H26V149H29V150H30V153H31V154L29 155V150H26V151H28L27 154H28V156H29V157H26V158H29V160H30L31 158L35 160V158H34V157H35V154H36V156H37V154L39 153L38 156H40V157H39L40 159H39V158H38V159L40 160V162L44 163V165L46 164V166H48V165H49V166H52V164L55 163L54 161H56L57 159H58L57 162H58V161H59V162L61 161V157H60V155H58V153H55V151H54L55 149L52 150V147H51L50 143L47 144V141L49 142L47 136H46V137L44 136V138H43L44 140L42 139V141H44V142H43V143H44V144H43V148H44V145H45V147H47V148H45L44 152H42V151H43V148L41 147L42 149H40V146L42 145V143H41L42 141H41V142H37V141H36V142H37V143H36V142H35L36 139L34 138V136L32 137V134H31V136H28V135H30V134H27L26 132L24 133L23 131H21L20 136H19ZM190 134H191L192 136H190ZM194 134H195V135H194ZM209 134H211V137H210ZM232 134H233V135H232ZM253 134H252V135H253ZM77 135H76V136H77ZM227 135H228V136H227ZM242 135H243V137H242ZM244 135H245V136H244ZM246 135H248V137H247ZM21 136H22V137H21ZM27 136H28V139L25 138V137H27ZM189 136H190V137H189ZM217 136H218V137H217ZM224 136H225V139L228 140V142H227V140H225V139L223 138ZM234 136H235V137H234ZM259 136H261V138H260ZM87 137L89 138V136H87ZM188 137H189V138H188ZM220 137H221V138H220ZM226 137H227V138H226ZM246 137L248 138L247 140H245ZM262 137H263V138H262ZM29 138L31 139V143H30V139H29ZM32 138H33L34 140H33ZM233 138H234V139H233ZM25 139H26L27 141H25ZM215 139L218 141L217 144H216V140H215ZM220 139H221V141L219 142ZM222 139H224V140H222ZM242 139H244L245 143L242 141ZM249 139H250V140H249ZM262 139H263V140H262ZM89 140L91 141L90 138H89ZM89 140H88V141H89ZM187 140H189V142H188ZM190 140H192L193 142H191ZM213 140H214V141H213ZM235 140H236V141H235ZM64 141H65V142H64ZM90 141H89V143H90ZM222 141H224V142H225V145H227L226 148L222 147V146H225L224 143H223ZM234 141H235V142H234ZM248 141H250V142H249V146L246 147L245 144H248ZM261 141H262V142H261ZM34 142H35V143H34ZM221 142H222L223 145L220 144ZM226 142H227V144H226ZM246 142H247V143H246ZM38 143H39V144H38ZM40 143H41V145H40ZM64 143H65V144H66V143L68 144L67 149H66V152L68 153L67 155L70 156V157L68 156V158H71V157L73 158V157H74L73 159L75 160V159H76V156H74L75 154H74V150H73V148H71V145H70V148H71V149L69 148V143H68V141L66 142V140H63V144H64ZM65 144H64V145H65ZM67 144H66V145H67ZM190 144H191V147H192V148L190 147ZM214 144H215V145H214ZM218 144H219V146H218ZM252 144H253V145H252ZM39 145H40V146H39ZM48 145H49V146H48ZM64 145H63V148H64V150H65L66 146H64ZM192 145H194V146H192ZM195 145H196V146H195ZM208 145H209V147H210L211 149H213L214 151H212L209 147L207 148ZM235 145H234V146H235ZM20 146H23V147L21 148ZM75 146H78V147H76V150H77L78 152L81 150V151H80L81 153L79 152V154H81V155H82V154H85V156L88 155V156H91V157H92L94 153H95L94 155H96V153H97V152L95 151V152H92V153H93V154H92V153H91V150H89V151H90V152H89L90 155H89V154L87 153V150H86V149H87V148H86V145L83 146V145H80V144L78 145V143H76ZM92 146H93V145L90 144V147H92ZM215 146H216V147H221V148H218V149H217L218 151H217ZM234 146H233V147H234ZM238 146H239V147H238ZM244 146H245V147H244ZM80 147H81V148H80ZM120 147H121V148H120ZM205 147H206V148H205ZM241 147H242V148H241ZM251 147H252L253 149H251ZM256 147H257V148H256ZM262 147H263V148H262ZM19 148H20V149H19ZM92 148H93L92 150H95L94 147H92ZM119 148H120V149H119ZM124 148H125V147H122V144H120V145H118V148L115 147V149H114L115 153H114V151H112V153L110 152L111 154L114 155V156H113V155L111 156L112 158H114V157L117 158L116 161H115V158H114V159L111 158L112 160L115 161V163H114V161H113L112 163L117 164V165H118V164L120 165L121 163H123V162H120V161H119V163H118V160L120 159L121 161H123V159L126 158L125 156H122V154H121L122 152H119V150H120V151H121V150L124 151ZM195 148H196V150H195ZM238 148L240 149V151H239ZM244 148H247L248 151H249V149H251L250 152H249V153H251V154H248V151L246 152V150H245ZM258 148H259V151H258ZM32 149L35 151L34 153H32V152H33ZM47 149H48V151H46ZM90 149H91V148H90ZM198 149H199V150H198ZM219 149H220V150H219ZM233 149H234V150H233ZM243 149H244V150H243ZM255 149H257V150H255ZM50 150H51V153H52L53 155L49 152ZM83 150H85V151L82 153ZM117 150H118V151H117ZM197 150H198V151H197ZM210 150H211V151H210ZM232 150H233V151H232ZM235 150L238 151L237 153L239 154V157H238L239 159H238L237 157L235 158V156H238V154H236V153L234 154V151H235ZM241 150L245 151L246 154H244L245 152H243V151H241ZM53 151H54V152H53ZM71 151H73V153H71ZM221 151H222V152H223V151H224V152L226 151L225 153L223 152L225 155H224L223 153L221 154ZM229 151H230V152H229ZM231 151L233 152V156L235 155V156H234V159H235V160H231V158L233 157V156L231 155V154H232ZM236 151H235V152H236ZM253 151H254V152H253ZM255 151H256V152H255ZM261 151H263V152H261ZM37 152H38V153H37ZM40 152H41V153H40ZM69 152H70V154H69ZM124 152H125V151H124ZM211 152H212V153H211ZM217 152H218V153H217ZM252 152H253V153H252ZM48 153H49L50 156H53V157L51 158V157L48 155ZM86 153H87V154H86ZM197 153H198V154H197ZM219 153H220V154H219ZM228 153H229V154H228ZM242 153H243L244 155H242ZM14 154H15V151L12 152V155H14ZM33 154H34V155H33ZM41 154L44 155L43 157H44L45 159L42 157ZM45 154H47V155H45ZM56 154H57V155H56ZM72 154H73V155H72ZM111 154H110V155H111ZM207 154H208V155H207ZM210 154H211V155H210ZM213 154H214V155H213ZM259 154H260V155H259ZM32 155H33L34 157H33ZM71 155H72V156H71ZM118 155H120V156L118 157ZM220 155H223V156H221V158H220ZM229 155H231V157H230ZM240 155H241V156H240ZM252 155H253V156H252ZM26 156H27V155H26ZM30 156H31V157H30ZM38 156H37V157H38ZM45 156H46V157H49L50 159H53L54 157H56V158L53 159V160H54L53 163H50V162H52V161H51L49 158H46ZM209 156H210V157H209ZM212 156H214V157H212ZM242 156H243V159H241ZM250 156H251V157H250ZM255 156H256V157H255ZM259 156H260V157H259ZM37 157H36V158H37ZM194 157H195V156H194ZM197 157H198L199 159H197ZM215 157H216V158H215ZM223 157H224V158L226 157V158L224 159ZM227 157H228V158H227ZM246 157H247V158H246ZM252 157H253V158H252ZM258 157H259V158H258ZM42 158H43V159H42ZM72 158H71V159H72ZM86 158H87V157H86ZM122 158H123V159H122ZM200 158H201V159H200ZM204 158H205V159H204ZM207 158H208V159H207ZM210 158H211V159H210ZM219 158H220V159H219ZM256 158L259 159V160L262 158V160L259 161V160H257ZM47 159H48V160H47ZM59 159H60V160H59ZM195 159H197L198 162H197V160L195 161ZM214 159H215V160L218 159V161L222 159V160H224V161H223L224 163L222 162V163H221L222 166H221V164H220L221 167L219 166V168H218V161H217V160L215 161ZM237 159H238V160H237ZM246 159H247V160L250 159L251 161H250V160H249V161H250L251 163H250L249 161L247 162ZM112 160H111V161H112ZM199 160H200L201 163L199 162ZM202 160H204V162H203ZM212 160H213V161H212ZM222 160H221V161H222ZM240 160H241V161H240ZM243 160H245L244 162H245L246 164H245V163L242 164V163H243V162H242ZM254 160H257V162L254 163V162H255ZM75 161H76V160H75ZM230 161H232V162L230 163ZM237 161H238V163L241 162L240 164L242 165V167L237 163ZM253 161H254V162H253ZM258 161L261 162V163H259ZM45 162H46V163H45ZM116 162H117V163H116ZM212 162H216V163H215V164H216L215 166H217L216 168H215V166L213 165L214 163L212 164ZM18 163H19V162H18ZM20 163H21V161H20ZM47 163H48V164H47ZM49 163H50V164H49ZM229 163H230V164H229ZM257 163H258V164H257ZM55 164H56V163H55ZM55 164H53V165H55ZM207 164H208V165H207ZM247 164L251 165L253 168H252L251 166H248ZM252 164H253V165H252ZM254 164H257V165L260 164L261 166H260V165H259V166L262 167L261 170L259 169L260 167H259V168H256L257 165L255 166ZM121 165H122V164H121ZM206 165H207V166H206ZM230 165H231L232 167H231ZM233 165H234V166H233ZM245 165H246V167H245ZM115 166H116V165H115ZM211 166L214 167V168H212ZM247 166H248V167H247ZM229 167H230V170H231V171L229 170ZM233 167H234V168H233ZM240 167H241V168H240ZM257 167H258V166H257ZM147 168H148V166H147ZM193 168H194V167H193ZM217 168H218V169H217ZM220 168H221V169H220ZM245 168H247V170H245ZM249 168L252 169V172H251V170H250ZM92 169H96V170H92L94 174H95V173H96V174H99V173H100V169H99L95 164H94V166L92 165ZM163 169H165V168H163ZM237 169H238V170H237ZM241 169H242V170H241ZM255 169H257L256 172H255ZM258 169H259L260 171H259ZM262 169H263V172H261ZM79 170H80V169H79ZM97 170H98V171H97ZM161 170H162V169H161ZM233 170H235L237 174H236L235 171H233ZM249 170H250V171H249ZM96 171H97V172H96ZM159 171H160V170H159ZM225 171H226V172H225ZM227 171H228L229 173H228ZM240 171H241V172H240ZM253 171H254V173H253ZM98 172H99V173H98ZM193 172H194V174L204 175V172H202V170L199 169V168L196 169V166H195ZM196 172H197V173H196ZM232 172H233L234 174H236V175H234ZM260 172H261L262 174H260ZM160 173H162V174L164 175V170H162ZM199 173H202V174H199ZM227 173H228V174H227ZM238 173H239V174H238ZM243 173H244V177L242 176ZM247 173H249V174L247 175ZM250 173H251V174H250ZM255 173H257V174H255ZM209 174H210V175H209ZM232 174H233V175H232ZM240 174H241V177H243V179L240 177ZM259 174H260V175H259ZM231 175H232V176H231ZM251 175L254 177V179H253V177H252ZM261 175H262V176H261ZM214 176H215V175H214ZM233 176H234V177H233ZM247 176H248V177H247ZM227 177H228V178H227ZM229 177H230V178H229ZM246 177H247V178H246ZM210 178L213 179V181H216V182H215V183H213V182L211 183V181L209 182ZM235 178H236V180H235ZM237 178H238V179H237ZM244 178H245L246 180H245ZM39 179H40V180H39ZM39 179H37V180H36V179H34V180L30 179V180L32 181V184H31V183H30V184H31L32 186H34L33 183H35V187H36V184H37V186H39V187L41 188V185H40V184H42V183H41V182H42V181H41L42 179H41V178H39ZM227 179H228V180H227ZM239 179H240V180H239ZM259 179H260V180H259ZM27 180H28V179H27ZM30 180H28V181L31 182ZM35 180H36V182H34ZM225 180H226V183H224ZM241 180H242L243 182H242ZM247 180H248V181H247ZM40 181H41V182H40ZM217 181H219V182H217ZM220 181H221V183H220ZM228 181H229V182H228ZM231 181H232V182H231ZM236 181H237V182H236ZM238 181H239V182L241 181L242 183H241V182L239 183ZM38 182H39L40 184H39ZM227 182H228V183H227ZM248 182H249V183H248ZM261 182H262V184H261V187H260V184H259V183H261ZM209 183H210V185H208ZM219 183H220V184H219ZM238 183H239V184H238ZM244 183H245V184H244ZM215 184H216V185H215ZM227 184H228V185H227ZM230 184H231V185H230ZM235 184H236V185H235ZM212 185H213V187H212ZM229 185H230V186H229ZM233 185H234L235 189H234ZM244 185H245L246 187H245ZM255 185H256V186H255ZM257 185H259V186H258L259 188L257 187ZM207 186H208V187H207ZM219 186H221V187H219ZM231 186H232L233 188H232ZM239 186H240V187H239ZM254 186H255V187H254ZM39 187H37L38 190H40ZM226 187H227V188H226ZM228 187H229V188H228ZM260 188H261V190H260ZM0 189H1V187H0ZM2 189H3V188H2ZM2 189L0 190V191H1V192H0V203H1L0 206L3 204L2 206H3L4 208H6V207L9 208V207H10L9 204L11 203L10 199H13V200H12V201H13L12 204H13V203L16 204V202H18L19 205H20V206H18V204H16L17 207H14L15 204H14V206L11 204V207L16 208L15 210L18 209L17 211H18L19 214H20V215L18 214L20 217H19L18 215H17L16 217H18V218H20V219H22V218L24 219V217H25L24 220H23V219H22V220H20V219L18 220V218H12V217H11V218L14 219V220H12L11 218H9V219L12 220V221L10 222V220L8 219V220H9L8 222H9L10 225H7L8 223H7V224L4 223V224L2 225L3 228H2V229L0 228V229H1L0 233L2 234V235L0 234V239H1V240H0V243L3 242L2 244H5V245L0 244V247H1V245H2V246H3V249H6V250L3 251L2 247H1V248H0V255H4V256L7 257L8 255H11V256H12V254H15V253L19 252V249H18V248L21 246L20 242L18 243V241H19V236H21V234L25 232V229H27V228H25L24 224H25V225L28 224V223H26V222H28V221H27V218H26V215L24 214V212H20V211L22 210L23 207H24V208H27V206H25V205H29V204H28V202H27V204H25V202L28 201V200H27V199H24V198H25L24 196H23V197H22V196H18V197H17L16 195L13 196V195H11V194H12L11 192H10L11 194H10V193H9V194L7 193L8 195L5 197V196H4L5 194H3V192L5 193V191H4V190L2 191ZM226 189H227V190H226ZM245 189H246V190H245ZM255 189H256V190H255ZM257 189H258V190H257ZM70 190H71V189H70ZM207 190H204V192L206 193L205 195H208V194H209V193H207V192H208ZM218 190H219V189H218ZM224 190H225V191H224ZM238 190H239V191H238ZM259 190H260V191H259ZM71 191H72V192H71ZM71 191L69 192V194L72 193V196H71V195H70V196H67V195H69V194H67L66 196L68 197V199H69V197H71L70 200H72L73 197H77V198H75V199L72 200V202H74V201L76 200V203L74 202V203H75V204H74L75 206L73 205V203H72V205H73V207H75L74 212H75L76 215H77V214H78V205H80V201H81V198H82V197H81V195L79 196V194L77 195L76 193H74L73 190H71ZM233 191H235V192L238 193V194H236V193L234 192V195L236 194L237 196H239V199H240V200L236 197V195H235V197H234V195H233ZM261 191H262V192H261ZM245 192H246V193H245ZM1 193H2V194H1ZM73 193H74V194H73ZM257 193H258V194H257ZM262 193H263V194H262ZM75 194H76L77 196H76ZM9 195H10L11 197H14V198H10ZM74 195H75V196H74ZM99 195H101V197H100ZM99 195L94 196V197H95V198H100V201L98 200V204H99L98 207H102V208L104 207V208H103V209H101V208L98 209V208H97L98 211L96 210V212H97V213L99 212V213H98L99 215H101V214L104 215V214H109V213H110V215L114 216L113 214H116V212H117V210H115L116 207H114V205H111V203L109 204V202H107V203H108V207L110 208V209H108V208H107V204H105V200H104V198H103L104 196H102V195H103L102 192L99 193ZM240 195H241V198H240ZM258 195H259V197H258ZM15 196H16L17 199L15 198ZM98 196H99V197H98ZM209 196H210V194H209ZM246 196H247V197H246ZM256 196H257L258 198H257ZM8 197H9V198H8ZM58 197H59V196L56 195V198H58ZM243 197L246 199V201H243V202H247V203H249L250 201H247V200H251V202L253 201V204H249V205H254V206H250V208H247V209H246L245 206H247L248 204H247V203H246V204H245V203L243 204V203L241 202ZM1 198L3 199V201H1V200H2ZM7 198H8L9 201H8V200H7V201L4 200V199H7ZM78 198H79V199H78ZM182 198H183L182 201H183V200L186 201V200L188 199L187 196H186L185 194L182 195ZM250 198H251V199H250ZM252 198H254V199H252ZM256 198H257V199H256ZM259 198H260V200H259ZM14 199H15V202H14ZM18 199H19V200H18ZM22 199H24V200L22 201ZM224 199H223V200H224ZM245 199H243V200H245ZM255 199H256V201H257L258 203H259V201H260V204H261V205H259V206H262V207H263V208L260 207V210L263 209V210H261V212H260L259 208H257V205H256V202H255ZM17 200H18V201H17ZM20 200H21V201H20ZM103 200H104V202L102 203ZM229 200H230V199H229ZM19 201H20V202H19ZM184 201L182 202V204L184 203ZM261 201H262V203H261ZM4 202H6L5 204H7L8 206H6V205L4 204ZM7 202H10V203H7ZM23 202H24V203H23ZM251 202H250V203H251ZM254 202H255V203H254ZM21 203H22V204H21ZM101 203H102V205H101ZM24 204H25V205H24ZM23 205H24V206H23ZM105 205H106V206H105ZM183 205H185V204H183ZM2 206L0 207V209L3 208ZM112 206H113V207H112ZM240 206H241V205H240ZM255 206H256V207H255ZM259 206H258V207H259ZM18 207H19V208H18ZM21 207H22V208H21ZM247 207H248V206H247ZM253 207H254V209H253ZM20 208H21V209H20ZM24 208H23L22 211L27 210V209H24ZM104 209H105V210H104ZM111 209H113V210H111ZM256 209H257L258 214H259L260 216H256V215H258ZM19 210H20V211H19ZM109 210H110V211H109ZM241 210H242L243 212H242ZM252 210H255V211H254V213H255L254 215H253V211H252ZM101 211H102V213H101ZM108 211H109V212H108ZM158 211H159V210H158ZM174 211H175V210H174ZM177 211H178V210H177ZM177 211L174 213V214L177 213V215H174V218H175V219L181 218V214H180V212H179V211L177 212ZM233 211H231V212H233ZM248 211H247V214H248ZM111 212H112L113 214H111ZM163 212L165 213L166 211H162V213H163ZM251 212H252V214H250ZM181 213H182V212H181ZM241 213H242V214H241ZM260 213H261V214L263 213V215H261ZM137 214H138V213H137ZM245 214H246V213H245ZM23 215H24V216H23ZM76 215H75V216H76ZM179 215H180V216H179ZM182 215H183V213H182ZM235 215H238V217L235 216ZM239 215H240V216H239ZM242 215H243V216H242ZM175 216L178 217V218H176ZM254 216L257 217V218H255ZM14 217H15V216H14ZM236 217H237V218H236ZM240 217H241V218H240ZM252 217H254V218H252ZM261 217H262V219H261ZM136 218H137V220H136ZM223 218H224L225 220H224ZM16 219H17L18 221H17ZM164 219H166V218H164ZM164 219H162L161 222L165 221ZM175 219H174V220H175ZM246 219H247V220H246ZM255 219H256V220L258 219V220L256 221ZM260 219H261V220H260ZM77 220H78V222L80 221L78 224H79L80 226L82 225V226H81L82 228H85V227H86V222H85V221L80 220L78 217H77ZM167 220H168V221H167ZM178 220H179V219H178ZM221 220H220V221H221ZM223 220H224V221H223ZM243 220H244V222H243ZM245 220H246L247 223H248V224L246 223V225H244V223L246 222ZM262 220H263V221H262ZM13 221H14V222H13ZM16 221H17V222H16ZM21 221H24V222H21ZM81 221H82L83 223H82ZM137 221H138V222H137ZM142 221L144 222V220L142 219V217L138 214V215L135 217V219H134L133 221H131L130 224H128V226H127L128 228H127V229L129 230V232H132V235H130V236H132V237H128V236H126V238H127V240L130 238L128 242H129V243L132 242V243H131V244L128 243L127 246H128V245H129V246L132 245V246H130V248L133 247V248H131V249L134 250L133 254H135L136 252L139 253V251L142 250V251L138 254L139 257H138V255H137V253L134 255V257H135L136 255H137L138 258H140L141 256H142V257L144 256V257H146L147 260L144 259V257H143V258H140L139 260H136V259H138L137 257L133 259V258H132V257H133V254H129V253H127V252H126V249H127L126 247H127V246H125V247H124L125 250L123 251V253H124V255H125L126 262H128V264H129V262L133 260L132 262H130V264H137L138 261H139L138 264H140V262H141V264H144V263H146L147 261H149V262H147V264H148V263H149V264H154V263H155V264H156V263L158 264L159 262L154 261V263H153V260H154V259H153V260H152V259H149V258H151V257H147V255L143 253V251H145L146 249H147V250H150V249L153 247V242H152L151 238H149V236H148V235H149V234H148V231H145V230H144V229H146V228H144L145 225H142V224H145V223H143ZM169 221H170L169 218H167L166 221H165L164 223H166V222L168 223ZM176 221H177V220H176ZM179 221H180V220H179ZM226 221H227V222L229 221V222L227 223ZM259 221H260V222H259ZM12 222H13V224H14L13 226H12V224H11ZM15 222H16V223H15ZM19 222H20V223H19ZM224 222L227 223V224L225 223L226 226H225ZM252 222H253L254 224H256V227H257V228H259V227H261V226H262V228L256 229L255 226H254V227H255V228H254V227H253L254 224H253ZM255 222H256V223H255ZM141 223H142V224H141ZM240 223H241V225H240ZM18 224H21V225L23 224V225H22V226H20V225L18 226ZM131 224H132V225H131ZM140 224H141V225H140ZM197 224H198L199 226H198ZM30 225H32V224L30 223V224H29V227H30ZM129 225H130V226H129ZM194 225H195V227H194ZM257 225H258V226H257ZM2 226H0V227H2ZM9 226H11V227H15V228H8ZM17 226L20 227V228H18ZM80 226H79V227H80ZM134 226H135V227H134ZM141 226H142V227H141ZM143 226H144V227H143ZM196 226L198 227V229L196 228ZM241 226H242V227H241ZM246 226H248V227H246ZM21 227H22V228H21ZM27 227H28V225H27ZM17 228H18L19 230H16ZM23 228H24V229H23ZM140 228H141V229H140ZM194 228H195V230H194ZM241 228H242V230H241ZM253 228H254V229H253ZM9 229H10V230H13V231H14V229H15L16 231H14V232H13V231H9ZM135 229H136V231H135ZM139 229H140L141 231H140ZM187 229H188V230H187ZM199 229H200V231H199ZM204 229H205L206 231H204ZM215 229H216V230H215ZM229 229H230V231H229ZM234 229H235V230H234ZM255 229L258 230V232H256ZM21 230H22V231H21ZM23 230H24V232H23ZM214 230H215V231H218V230H217V227H214ZM249 230H250V231H249ZM251 230H252V231L255 230V231L253 232L254 234L251 232ZM261 230H262V231H261ZM137 231H139V233H138ZM142 231H143V232H142ZM192 231H194V233L196 232V235H195V234L193 235V234H192ZM232 231H233V232H232ZM246 231H247V232H246ZM260 231H261V232H260ZM9 232H11V233H9ZM16 232H18L19 234L17 235ZM26 232H27V230H26ZM26 232H25V233H26ZM124 232H125V231H122V234H123V235L126 234V233H124ZM129 232L127 231V233H129ZM141 232H142V234H141L142 236L140 237V233H141ZM146 232H147V233H146ZM197 232H198V233L200 232L199 235L202 234V235H201L202 237H201V236L199 237V236L197 235V234H198ZM206 232H207V233H206ZM209 232H210V233H209ZM237 232H238L239 234H238ZM248 232H249L250 234H249ZM5 233L7 234V235H6L7 237H9V235H10L9 238L6 237V239H7L6 241H7L8 243H7V242L5 243V241H4L5 239L2 240L3 238H5V235H3V234H5ZM143 233H146V234H143ZM211 233H212L213 235H212ZM260 233H261V234H260ZM120 234H121V233H120ZM133 234H134L135 236H134ZM138 234H139V235H138ZM203 234L206 235V236H204ZM208 234H210V236H208ZM251 234H253V235H252L253 237L251 236ZM257 234H259V236H258ZM11 235L13 236V238H15V240L12 238ZM145 235L147 236V238H148L149 240L146 238ZM188 235H191V237L188 236ZM240 235H241V236H240ZM136 236H137V237H136ZM143 236H144V239H143ZM187 236H188V238H187ZM196 236H197V238H196ZM212 236H215V238L217 237V238H216V241H217V240H218V241L216 242L215 239H213L214 237H212ZM254 236H255L256 238H255ZM257 236H258V238H257ZM261 236H262L263 239L261 238ZM2 237H3V238H2ZM139 237H140V238H139ZM182 237H183V236H182ZM203 237H204V239H205V237H206L207 240H208V238H209V239L211 240V244H210V242H208L209 240L207 241V240L205 239V242L202 241V240H203V239H202ZM10 238H12V239H10ZM16 238H17V239H16ZM189 238H190V239H189ZM191 238H193V239H191ZM199 238L201 239V241H202L203 243H206V242H207V243H208V246H209V247L211 246L212 248H207V246L203 247V245H202L203 243L199 240ZM241 238H243V239H241ZM8 239H10V240H8ZM132 239H134V240H132ZM137 239H138V240L140 239V240L138 241ZM188 239H189L191 242H190ZM246 239H247V240H246ZM253 239H254V240H253ZM11 240H12V241H11ZM127 240L125 241V243H127ZM131 240H132V241H131ZM184 240H185V242H184ZM192 240H193V241H192ZM196 240H197V242H195ZM232 240L235 242L234 238H233ZM238 240H240V241H238ZM243 240H244V241H243ZM10 241H11V242H10ZM16 241H17V242H16ZM147 241H148V242H147ZM149 241H151L152 244H151ZM181 241H182V240H181ZM188 241H189V242H188ZM214 241H215V242H214ZM9 242H10V243H9ZM13 242H15V244H14ZM194 242H195V243H194ZM213 242H214V243H213ZM219 242H220L221 246L218 247V245H220V244H218ZM243 242H245V243H243ZM12 243H13V245H12ZM140 243H141V244H140ZM147 243H149L150 246H152V247H147V246L149 245V244L147 245ZM207 243H206V245H207ZM215 243H217V245H215ZM260 243H261V244H260ZM6 244H7L8 246H7ZM9 244H11L12 248L10 247ZM81 244H82V243L80 242V244L75 245V246H77L78 249H79V250H78V253L80 252V253L78 254V255H79L78 257H81V256H82V258H81V259L79 258V259H80V261L82 260L83 262H82V261H81V262L79 261V262H80V263H87V262L90 261V263H88V264H91L92 260H91V257L89 256V255H90V254H89L90 252H87V251H91V250H89V248L86 250V249L83 247L84 245H83V244L81 245ZM92 244H93V243H92ZM138 244H139V246H138ZM170 244H171V243H170ZM185 244H184V245H185ZM209 244H210V245H209ZM19 245H20V246H19ZM30 245H31V244H30ZM78 245H80V246H78ZM125 245H126V244H125ZM146 245H147V246H146ZM201 245H202V246H201ZM204 245H205V244H204ZM255 245H256V246H255ZM4 246H5V247H4ZM15 246H16V247H15ZM18 246H19V247H18ZM24 246L27 247V248H24ZM24 246H23V250L25 249V250H28V251L25 252V250H24V253H23V251L21 250V251H20L21 253L19 252L20 255H22V253L25 254V255H23L22 257L19 256L21 260H22V258L24 257L23 260L28 261L27 258L29 259V256H30V257L32 256L34 259L37 257V258H36V261H37V262H35V263H37V264H47L49 261H50V262H49L50 264H58L59 261L61 260V258H62V260L65 262V264H68V262H69V264H71L72 261H73V260H72V259H73V256H72L71 258H69L71 255H70V256H67V255H69V254H65L66 252H65V253H62V252H61V253H60L61 255H60L59 253L55 254L56 251H54V250L48 248V249H45V251H47V253H48V254H47V253L45 252V253H46V256H45V253H43V250H44V249H41V248H38V247L36 248V246H32L33 248L30 246V247H31V249H30L29 244H28V245H24ZM67 246H68V245H67ZM67 246H65V248H66ZM71 246H74V245H72V243H71ZM81 246H82V247H81ZM109 246H110V245H109ZM129 246H128V247H129ZM199 246H201V247H199ZM214 246H215V249H214ZM216 246H217V247H216ZM6 247H7V248H6ZM79 247H80V248H79ZM117 247H118V246H117ZM135 247H136V248H135ZM140 247L142 248L141 250H139ZM144 247H145V248H144ZM189 247H190V246H189ZM220 247L223 248L222 250L225 251L226 254H225L224 252H222V250L220 249ZM243 247H244L245 249H246V247H247L248 250L243 249ZM256 247H257V248H256ZM16 248H17V249H16ZM28 248H29L31 251H29ZM82 248L85 249V250H82ZM86 248H87V247H86ZM92 248H93V250H94V245L92 246ZM148 248H150V249H148ZM205 248L208 249V251H210L211 249H212L213 251L211 250L210 252H208L207 250H205ZM217 248H218V249H217ZM255 248H256V249H255ZM7 249H8L9 252L7 251ZM15 249H16V250H15ZM34 249H35V250H34ZM37 249H38V250H37ZM40 249H41L42 251H41ZM80 249L82 250V252H81ZM201 249H202V250H201ZM203 249H204V250H203ZM209 249H210V250H209ZM216 249H217V250H216ZM219 249H220V250H219ZM33 250H34V251H33ZM49 250H50V251H49ZM51 250H52V253H54V254L56 255L55 257H57V255L59 254L60 256H59V255H58V256H59L60 258H59V257H57V258H52V257L54 256V254L50 253ZM93 250H92V251H93ZM135 250H136V252H135ZM137 250H138V251H137ZM214 250H215V252H216L217 254L214 253V254L211 255L210 253H213ZM218 250L220 251V253L218 252ZM226 250L228 251L229 256L227 255L228 253L226 252ZM241 250H242L243 252H242ZM1 251H3V252H1ZM32 251H33V253H31ZM127 251H128V250H127ZM202 251H203V252H202ZM244 251H245V252H244ZM248 251H249V252H248ZM257 251H258V252H257ZM34 252H36V253H34ZM83 252H85V253H83ZM197 252H196V253H197ZM221 252H222V254L224 253L225 255H222ZM7 253H8V254H7ZM30 253H31V255H30ZM42 253H43V254H42ZM104 253L106 254V251H105ZM126 253H127V254H126ZM202 253H203V254H202ZM206 253H207V255H206ZM231 253H232L233 256L235 255L234 257H232V255H231L232 258L230 257V254H231ZM235 253H236V252H235ZM251 253H252V254H251ZM258 253H259V254H258ZM32 254H33V255L35 254L36 257L33 256ZM36 254H37V255H36ZM39 254H40V255H39ZM49 254H50V255H49ZM51 254H52L53 256H52ZM141 254H143V255H141ZM201 254H202V255H201ZM209 254H210L211 256H210ZM248 254H250V255H248ZM27 255H29V256H27ZM43 255H44V257H43ZM48 255L51 256V259H50V257H48ZM80 255H81V256H80ZM103 255H104V254H101V256L98 255V257H100V260H99V258H98V261H99L98 264H103V263L106 262V260H104V259H105V255H104V256H103ZM205 255H206V257H205ZM219 255L221 256V258H220ZM226 255H227L228 257H226ZM242 255H243V258L241 259L240 256L242 257ZM26 256H27V257H26ZM62 256H63V257H62ZM64 256H66V257H64ZM126 256H128V257H126ZM131 256H132V257H131ZM197 256H198V257H197ZM236 256H239V257H238V258H235ZM245 256H246V257H245ZM248 256H252V259H251L250 257H248ZM254 256H255V257H254ZM32 257H31V258H32ZM78 257H77V258H78ZM85 257H86V258H85ZM89 257H90V259H89ZM102 257H103V258H102ZM201 257H203V258H201ZM215 257H216V258H215ZM244 257H245V258H244ZM253 257H254V259L256 260L255 263L253 262V260H254ZM260 257H261V258H260ZM44 258H46L47 260L49 259V261H47V262L45 263V260H46V259H44ZM58 258H59V260H57ZM64 258H67V259H68V260H67V261H68L67 263H66V259H64ZM211 258H212V259H211ZM230 258H231V260H229ZM247 258H248V259H247ZM249 258H250V259H249ZM37 259L39 260V262H38ZM55 259L58 261V263H57V261H56ZM83 259H84V260H83ZM88 259H89V260H88ZM102 259H103V262H100V261H102ZM127 259H128V261H127ZM141 259H142V260H141ZM207 259H208V260H207ZM214 259H215V260H214ZM216 259H217V260L220 259V260H219L218 262H216V261H217ZM233 259H234L233 263L230 262V261H232ZM238 259H240V260H238ZM243 259H244L245 262H247V263L243 262V261H244ZM30 260H33V259H30ZM30 260H29V261H30ZM43 260H44V261H43ZM51 260H55L56 263H55V261H54V262H53V261L51 262ZM62 260H61V261H62ZM69 260H70V261H69ZM143 260H145V261H143ZM202 260H203V262H200V261H202ZM205 260H206V261H205ZM250 260H251V261H250ZM29 261H28V264H30V263L35 264V263H34V260H33V262L30 261V263H29ZM61 261H60V264H61V263L64 264V263L61 262ZM85 261H86V262H85ZM190 261H191V260H190ZM197 261H198V263H197ZM204 261H205V262H204ZM209 261H210V262H209ZM224 261L221 262V264H225ZM228 261H229V262H228ZM239 261H240V262H239ZM13 262H14V264H18V263H16V260L12 257V258H11V263L13 264ZM134 262H135V263H134ZM142 262H144V263H142ZM151 262H152V263H151ZM178 263H179V262H178ZM0 264H1V259H0ZM25 264H26V263H25ZM92 264H93V263H92ZM105 264H109V263L106 262ZM172 264H174V263H172Z\"/></svg>",
    "mask_w": 264,
    "mask_h": 264
}]
</instances>
